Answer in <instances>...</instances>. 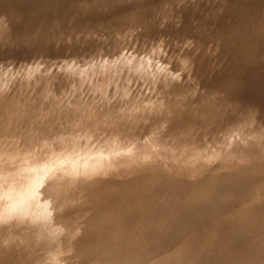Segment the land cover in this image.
<instances>
[{"label": "rangeland", "instance_id": "374dc122", "mask_svg": "<svg viewBox=\"0 0 264 264\" xmlns=\"http://www.w3.org/2000/svg\"><path fill=\"white\" fill-rule=\"evenodd\" d=\"M39 1H41L43 3V0H39ZM39 1L27 0V2L24 3L25 1H23V0H13V1L7 0V2H9V7L10 6L13 7V5H11V4H16V5H14L13 9L14 10L17 9V11L13 10L12 12H10V9L12 10V7L9 8V11L6 9H2L3 11L0 10L3 12V15H1L2 12L0 13V17L3 18V20L0 18V24H1L0 30L5 32V33L0 34V48H2V50L0 49L1 50L0 51V143H1L0 144V172L3 169L5 170L4 171L5 173L2 171L3 174H0L1 175L0 176L1 177L0 182H1V184H3L4 186L7 187L6 188L2 185V188L4 187L5 190L4 189L1 190L2 188L0 187V193H1V191H4L5 194L11 192L14 189V183L17 186V188L15 187L16 191L13 190L10 194L6 195V197L8 196V198L4 197L5 200L7 199L9 202L6 200L7 201V203H6V201L3 200L4 198L1 197L2 195L5 196V194L3 192H2L3 194L1 193V195H0V199L2 198L1 200L7 204V206H6L2 202V204L6 207H4L3 205L2 206L0 205L1 206L0 214L2 213L0 215V228H1L0 229L1 230L0 231V264H16V263L17 264H28V263L29 264H31V263L32 264L33 263L34 264H42V263L43 264L44 263L45 264H148L149 263L150 264V261H152V260L155 261V262L152 261L153 264H156V263L157 264L158 263L159 264H179V263L184 264L183 260H185L186 257H187L186 258L187 260L191 259V260H189L191 264L192 263L193 264H203V263L209 264L210 260H211L210 264H213L212 261L216 260L215 256H217V258L219 257V259L221 261V262L219 261V263H221V264L222 263L226 264V262H227V264H230V263L236 264L237 262H238L237 264H241V263L243 264L244 260H246L248 262L247 264H251V262H252V264H264V262H262L264 260V244H263V241H264V238H263L264 237V218H263L264 217V212H263L264 211V195H261L262 193L264 194V187H263V185H264L263 184L264 183V163H263L264 161L263 160L264 159H261L262 161L260 160V158L264 157V150H263L264 149L263 148L264 147V143H263L264 142V132H263L264 131V99H263L264 90H263V87L259 88L258 86L257 87L252 86L254 84V81H253L254 76L252 75L253 72H252V74H250L252 71V67L254 66L253 67L254 69L256 67H258L257 65H259L258 63L262 59L259 58V60H258L259 62L255 59L250 60L249 62L245 61L246 63L248 62V65H253V66L248 67V65H247V67H246V64L244 62V65L243 64L242 65L245 68H243V66H241V68L245 69V71L243 72V70H241V68H240V70L238 72H236L233 75V77L228 79V77H229L228 71L230 70V68H232V66H231L232 64H230L232 62L231 61L232 59H230V60L227 59V57L231 58V55H229L230 53H228L227 51H224V50L222 51L221 39H219L220 33H222L223 30H225L227 28L229 29L232 26V24L234 23V21H236V23H238L237 22L238 19L240 20V23H238V24L241 25V23H242V27H241L242 29H243V27H244V29H245V27H247V28L250 27L252 35L257 34L254 36L255 39L257 38L256 36L259 35L257 32L260 31V29H259L260 27L263 30V31L261 30V32L264 34V28H262V27H264L263 26L264 20L262 22V19H264V18L261 17V16L264 17V15H262V14H264L263 13L264 12V0H250V1L249 0H245V1L244 0H237V1L236 0H188V1L187 0H140V1L139 0H84V1L83 0H64V1L44 0L45 2L42 5H41V3H39ZM47 1H48V3L49 2L53 3V4L50 3L52 5L51 6L52 8L50 7V4H47ZM58 1L61 3L62 9H61L60 3H58ZM115 1H116V3H115ZM121 1H123V2H121ZM153 1H154V3H153ZM17 2H18V4H17ZM36 2L38 5L36 4ZM141 2H143V3L141 4ZM183 2L185 4L186 3L187 4L185 5ZM55 3L56 4L58 3V4L56 5ZM136 3H137V5H135ZM149 3L151 5H149ZM188 3H190V4H188ZM162 4L165 6H163ZM166 4H169V5H166ZM195 4H197V5H195ZM200 4H201V6H200ZM86 5H87V7H86ZM16 6H17V8H15ZM22 6H23V9H21ZM46 6H48V7H46ZM169 6H171V7H169ZM173 6H174V8H173ZM228 6H229V8H228ZM232 6H234V7H232ZM38 7H40L39 9H41V10H39ZM105 7H107V9ZM112 7H114V8H112ZM35 8H36V10H35ZM46 8H51L52 10L50 9V11L47 12L48 9L46 10ZM54 8H56V9H54ZM64 8H67V9H64ZM93 8H95V9H93ZM179 8L181 9V11ZM32 9H33V11H32ZM123 9H126L125 12ZM133 9H135V10H133ZM148 9H150L151 11ZM158 9H159V15L157 16L156 14H158V11H157ZM186 9L189 11H187ZM201 9H203L204 11H201ZM214 9H216V10H214ZM4 10L6 11V14H4V12H5ZM21 10L22 11L27 10L26 12L23 11L25 13L29 12V13H27V17H25L26 14L25 13L23 14L21 12ZM66 10H68L69 12ZM77 10H78V12H77ZM138 10H139V12H138ZM160 10H162V11H160ZM163 10H164V12H163ZM165 10H166V12H165ZM169 10H170V12L168 13L167 11H169ZM198 10H200V11H198ZM36 11L38 14L40 13V15H38L36 13ZM42 11H44V12H42ZM116 11H118V12H116ZM13 12H15V14L20 13V15L18 14L19 17L21 15H24V17L21 16L20 18H22V19L25 18L24 19L25 21L24 20L21 21L20 18H17L18 19L17 20L16 19L17 15L16 16L12 15V14H14ZM53 12H55L56 14ZM187 12H188V14H186ZM192 12L195 15L196 14L197 15L196 16L193 15ZM200 12H202V15ZM32 13L35 15V18H32V17H34V15ZM44 13H46V14H44ZM48 13H50V15H52V16H48L49 15ZM61 13H62V16H61ZM64 13H66V14H64ZM137 13L140 15H138ZM147 13H149L148 14L149 18H148V15H146ZM153 13H154V15H152ZM206 13H208V14H206ZM248 13L251 15H249ZM9 14L13 17L10 18ZM53 14H55V15L53 16ZM63 14L65 15L64 18H63ZM83 14H84V16H83ZM85 14H87V15L85 16ZM6 15H9V17ZM44 15H46V16L44 17ZM90 15H92V16L90 17ZM130 15H131V17H130ZM174 15H176V16H174ZM243 15H245V16H243ZM28 16H30L31 18L29 19ZM42 16H43V18H41ZM47 16H48V19L46 18ZM93 16H94V18H93ZM103 16H104V18H103ZM152 16H153V18H152ZM181 16L183 17V19ZM197 16H199V17H197ZM242 16L245 17L246 19L244 20L243 18L242 19L239 18ZM250 16L253 17V19L251 18L252 20H250V18H249ZM6 17H8V18H6ZM49 17H53V18H49ZM26 18L29 19V22ZM37 18H39L38 20L40 22H41V20L44 22L39 23V24H41V25H39L38 24L39 21L37 20ZM140 18L142 19V21ZM162 18H163V21H162ZM165 18H167V19H165ZM247 18H249V20L251 22H249L247 20ZM33 19H34V21L36 19L38 22L36 21L35 23H33ZM50 19H52V20H50ZM59 19L63 20V22ZM180 19H182V20H180ZM198 19H199V21H198ZM260 19H261V24L259 23V25H261V26L254 24L255 22L256 23L260 22ZM55 20H57V22ZM166 20H168V22ZM242 20H244V21L247 20L246 22H248V23H246L244 21L243 22L245 24H249V25L243 26L244 23L242 22ZM86 21H87V23H86ZM114 21H115V23H114ZM26 22H28V23H26ZM53 22H54V24L56 23L57 25L56 24L54 25ZM143 22L145 23L144 25H143ZM160 22H162V23L164 22V23L163 24L161 23V25H160ZM174 22L176 24H174ZM42 23H43V25H42ZM147 23H148V25H147ZM150 23L152 24L151 26H150ZM70 24H73L72 29H70V27H71V26H69ZM91 24L93 25V27ZM164 24H165V26H164ZM251 24H252V26H251ZM37 25H39L40 28ZM61 25H63L62 26L63 28L60 27ZM104 25H106V26H104ZM177 25L179 26V28L177 27ZM10 26H12V27H10ZM34 26H35V29H34ZM54 26L56 29L54 28ZM148 26H150V27H148ZM51 27H53L54 29ZM116 27H118V28H116ZM120 27H121V29H120ZM161 27H162V29H161ZM185 27L187 28V30ZM68 28H69V30H68ZM130 28H131V30H130ZM143 28H144V30H142ZM146 28H148V29H146ZM150 28H151V30H149ZM168 28H170V30ZM252 28H254L255 30L257 29L256 30L257 32L253 33L255 30ZM43 29L46 30V32ZM73 29H75V31ZM114 29H115V32H114ZM167 29H168V31H167ZM32 30H33V32L31 33ZM37 30H39V31H37ZM146 30H148V31H146ZM160 30H162V31H160ZM196 30H198L199 32ZM249 30L247 29V31L250 33ZM41 31H43V32H41ZM49 31L50 32L52 31V32L49 33ZM61 31H63V32H61ZM72 31H74L75 33ZM134 31H136V32H134ZM150 31H152V32H150ZM153 31H154V33H153ZM247 31H244V32L242 31V32L246 33ZM92 32H93V34H92ZM108 32H109V34H107ZM207 32L210 34H208ZM29 33H30V35H29ZM81 33L82 34L84 33V34L82 35ZM116 33H117V35H116ZM132 33H133V35H132ZM139 33L141 34V36ZM147 33H149V34H147ZM157 33H159V35H157ZM188 34H190V35L188 36ZM196 34H197V36H196ZM263 34H261V35H263ZM40 35L42 36V39H39V38H41ZM145 35L146 36L148 35V36L146 37ZM261 35H259V36H261ZM22 36L25 39L22 40V38H23ZM33 36L36 37V38H34L35 43H34V41L32 42L33 39H30V37L33 38ZM134 36L136 37L137 40L135 39ZM151 36H153V37H151ZM63 37H65V38H63ZM189 37L192 40L190 42L188 41V39L190 40ZM192 37L194 38V40ZM26 39L30 41V42L28 41L27 45H26V42H27ZM152 39H154L155 41ZM214 39L220 44H218ZM18 40L21 42V44H23V45L25 44V45L21 46ZM122 40H123V42H121ZM150 40H151V42H150ZM173 40H175V41H173ZM22 41L24 43H22ZM183 41H184V43H183ZM193 41L194 42L196 41V43L194 44ZM31 42H32V44H31ZM53 42H54V44H53ZM75 42H76V44H75ZM185 42H187V43L185 44ZM39 43H41V44H39ZM1 44H4V45L2 46ZM10 44H11V47L13 46L12 48L9 46ZM141 44H142L143 48L141 47ZM188 44H191V46ZM127 45H129V46H127ZM194 46H196L195 48L197 50L194 48ZM3 47L6 48V49L4 48L6 50L4 52H3ZM192 47L194 50L192 49ZM198 47L200 49H198ZM7 48H11V49H7ZM94 48H95V51H94ZM165 48H167V49H165ZM137 49H139V51ZM208 49L210 51H208ZM217 49H219V50H217ZM243 49L245 51H243ZM188 50H189V52H188ZM136 51H137V53H136ZM252 51H251V54L254 53ZM182 52H184V53L181 54ZM246 52L249 56L251 55V54H249L250 50H248L246 47L245 48L243 47L239 53L247 55V54H245ZM51 53H52V55H51ZM118 53H119V55H118ZM155 54H157V55H155ZM212 54H214V55L212 56ZM87 55H88V57H87ZM191 55H192V57H191ZM193 55L195 56V58H193ZM224 55H225V57H224ZM77 56H79V57H77ZM105 56H107V57H105ZM134 56L137 58L135 59ZM155 56H157V59H155L156 58ZM174 56H176V57H174ZM214 56H216V57H214ZM249 56H247V57H249ZM110 57H112L114 59H111ZM187 57H189V58H187ZM190 58L192 59V61L190 60ZM185 59L187 61L189 60V63L191 62L190 65L187 64V61ZM250 59H252V58L250 57ZM105 61H107L108 63L110 62L111 64L110 63L108 64ZM124 61H126V62H124ZM180 61L182 62V64ZM167 62L169 65L167 64ZM252 62H254V63H252ZM256 62H257V64H256ZM50 63H52V64L50 65ZM262 64L263 63L261 62V65ZM20 65H21V67H20ZM62 65H63V67H62ZM228 65L231 66L229 69H227ZM255 65H256V67H255ZM181 66H183V67H181ZM100 68H101V70H100ZM134 68H136V69H134ZM171 68H172V71H171ZM247 69L248 70L250 69L251 71L249 70L250 72H248ZM259 69H261V68H259ZM79 70H80V72H79ZM93 70H95L96 72L95 71L93 72ZM224 70H226V73H224ZM246 71H247V74H244V73H246ZM68 72H70V73H68ZM104 73H105V75H104ZM189 73H190V75H188ZM224 74L228 75V76H225ZM248 74H250V75H248ZM109 75H111V76H109ZM182 75H183V78H182ZM22 76H23V78H22ZM179 76H180V78H179ZM216 77H218V78H216ZM234 79H236L235 82L231 81ZM3 81H4V83H3ZM51 81H52V83H51ZM28 83H30V84H28ZM236 84H237V87H236ZM80 86H81V88H80ZM227 87H228V89H227ZM28 88H30V89H28ZM185 89H187V91ZM52 91H53V93H52ZM190 91H191L192 95L194 94L192 96V98H191V94H189L190 96L187 95L188 93H190ZM192 91H193V93H192ZM184 92H185V94H184ZM219 93H220V95H219ZM195 94H197V96ZM207 94H208V96H207ZM132 96H134V97H132ZM147 96H148V98H147ZM17 97H18V99H17ZM208 99H209V101H208ZM22 101L24 102V104ZM46 101H48V102H46ZM27 104H28V106H26ZM49 104L52 106H50ZM210 104H212V105H210ZM193 105H195V106H193ZM2 107H4V108H2ZM49 107H50V109H49ZM136 107H138V108H136ZM13 108H15V109H13ZM57 108L58 109L60 108L62 111L60 109L58 110ZM145 108H148V109H145ZM197 108H199V109H197ZM251 108H252V110H250ZM75 109H77V110H75ZM166 109L170 110V111H166ZM196 110H198V111H196ZM4 111H6V112H4ZM11 111H12V113H11ZM156 111H157V113H156ZM251 111H252V113H251ZM21 112H23V113H21ZM27 112H28V114H27ZM70 112H72V113L70 114ZM117 112H118V114H117ZM161 112H162V115H161ZM181 112H183V113H181ZM256 112H258V113L256 114ZM6 113H8V114H6ZM44 113L46 115L48 114L47 117ZM146 113H148L150 117L146 116V115H148ZM151 113H153L154 116L156 115L155 118H154L153 114H151ZM68 114H69V116H68ZM132 114H133V116H132ZM157 114H159V115H157ZM203 114H204V116H203ZM205 114H207V115L205 116ZM249 114H251V115H249ZM195 115H197L198 117ZM245 115H249V116H245ZM5 116H6V118H5ZM252 116L253 117L255 116L254 119L252 118ZM14 117H16V118H14ZM53 117H54V119H53ZM131 117L134 118V120ZM142 117L143 118L145 117V118L142 119ZM189 117H190V119L192 118L191 119L192 121L189 119ZM241 117H244V119L243 118L241 119ZM7 118L9 119V121ZM17 118H18V120H17ZM195 118L197 119V121ZM4 119H6L8 121V123ZM41 119H43V120H41ZM50 119H52V120H50ZM239 120H241V121H239ZM16 121H17V123L15 125ZM92 121H93V123H92ZM94 121H95V123H94ZM97 121H99V122H97ZM110 121H115V122L111 123ZM117 121H119V123ZM134 121H136L137 124L134 125V123H133ZM146 121H147V124H146ZM44 122H45V124H44ZM160 122L162 123V126H160V124H161ZM209 122H211V123H209ZM114 123H116V124H114ZM120 123L122 125H119ZM205 124L207 127L205 126ZM209 124H210V127H209ZM40 125H41V127H40ZM45 125H46V127H45ZM167 125H169V126H167ZM16 126H17V128H16ZM165 126H166V128H165ZM91 127H93V128H91ZM127 127H129V128H127ZM14 128H15V130H13ZM64 128L66 130H64ZM208 128H210V129L208 130ZM219 128H220V130H219ZM187 129H188V131H187ZM1 130H3V131H1ZM207 130H208V132H207ZM152 131H153V133H152ZM197 131H198V134L200 133V131L201 132L204 131L205 133L202 132L201 134L198 135ZM213 131L216 134H214ZM210 132H211V134H210ZM2 134H4V135H2ZM125 134H127V135H125ZM187 134H189V136ZM225 134H227V135H225ZM185 135H186V137H185ZM217 135H218V137H217ZM176 136H177V138H176ZM181 136L183 137V139ZM140 137H141V139H140ZM193 138L195 141H197V143L193 144V142H195L193 140ZM257 138H259V139H257ZM178 139H179V141H178ZM243 140L244 141L249 140L250 143L247 141V145L243 144V142H244ZM156 142H158V143H156ZM162 142H163V145H162ZM173 142H176V143L174 144ZM190 142H192V143L190 144ZM205 143H207V144H205ZM208 143H209V145H208ZM238 143H240V144H238ZM260 143H262V144H260ZM182 144H184L186 146H183ZM188 145H190V146H188ZM192 145H194V146H192ZM196 145H198V147ZM168 146H170V147H168ZM187 146H188V148H187ZM179 147H181V148H179ZM223 148H224V150H223ZM225 149H227V150H225ZM193 152H195V153H193ZM227 153H229V154L226 155ZM256 153L258 155L260 153V155L261 156L263 155V156L262 157L260 155L258 156ZM243 154H245L246 156L249 155L247 157L249 160H247L246 158H242L244 156ZM53 155H55V157ZM239 155L241 156L242 159H245L247 162L248 161L249 162L247 163L245 160L242 161L241 158H240L241 159L240 160L238 157ZM67 156H68V158H66ZM258 157H259V159H258ZM224 158H226V159H224ZM174 159H176V160H174ZM256 160H258L259 162ZM186 161L190 165L187 164ZM241 161H242V163H241ZM31 162H35L34 165L36 164L35 165L36 167L33 166L31 164ZM42 162H44V163L47 162L49 164L47 165L45 163L43 165ZM160 162L162 164H160ZM172 162H173V164H172ZM227 162H229V163H227ZM244 162H246V163L244 164ZM40 163H41V165H43L41 167L45 166V170H43L44 168H41L42 171H44V172L40 171L39 173L36 174V171L40 170V168H39ZM151 163L153 165L147 167L148 164L150 165ZM157 163H159L160 165ZM185 163H186V165H185ZM216 163H218V164H216ZM165 164H167V165H165ZM238 164H239V166H238ZM240 164L242 167L240 166ZM156 165H158V166H156ZM161 165H163V167ZM48 166H49V169L47 168V170H49L51 172H50V174H48V172H49L48 171L47 174L44 175V173L46 171V167H48ZM144 166H146L148 169H144L145 168ZM84 168H86V169H84ZM219 168L221 171L219 170ZM232 168H233V170H232ZM261 168L263 170H261ZM24 169H25V171H24ZM35 169H37V170H35ZM140 169H143V170H140ZM200 169H202V170H200ZM209 169H210V171H209ZM213 169H215V170L213 171ZM135 170H139V171H135ZM148 170L149 171L154 170V171L148 172ZM156 170H158L157 171L158 173L155 172ZM163 172H164V174H163ZM199 172H201V173H199ZM128 173H130V174H128ZM131 173H133V174H131ZM150 173H151V175H150ZM204 173H205V175H204ZM209 173H211V174H209ZM165 174H167V175L164 178ZM216 174H218V175H216ZM248 174L250 175V177L252 174L253 178L251 177L249 179ZM6 175H8V176H6ZM139 175H143V176H139ZM4 176H6V179L8 178L7 181H6ZM17 176L19 178H17ZM42 176H44V177H42ZM199 176H201V177H199ZM258 176H259V178H258ZM30 177H32V178L30 179ZM39 177L42 181L40 179H37ZM127 177H128V179H127ZM166 177H167V179H166ZM186 177H188V178H186ZM243 177L246 179H244ZM48 178L50 179V181ZM231 178H232V180H231ZM3 179H5V180H3ZM11 179H17L16 182L19 181V179L21 181H24L25 183L23 182V184H25V187H24V185H22L21 181L19 182L21 184H19L17 182L19 185L18 186L15 181L10 182ZM24 179H26V180H24ZM36 179L38 181H36ZM72 179H75V180L72 181ZM125 179H127L128 181H126ZM141 179H143V180H141ZM225 179H230L231 182L229 180L225 181ZM99 180H102V181H99ZM147 180L149 181V183ZM175 180H177V181H175ZM157 181H159V182H157ZM188 181L190 182L189 184L187 183ZM196 181H198V182H196ZM201 181H203V182H201ZM208 181H209V183L210 182L211 183L210 184L207 183ZM220 181H222V183ZM257 181H259V182H257ZM85 182H87V183L85 184ZM118 182H120V183H118ZM236 182L239 184L238 187H237ZM10 183H12L13 186H12V184L10 185ZM40 183H41V185H44V186L42 187L40 185ZM132 183H133V186H132ZM143 183H145V184H143ZM206 183H207V185H206ZM172 184H174L173 187L170 186ZM223 184L225 187L223 186ZM242 184H244V185H242ZM114 185H115V187H113ZM218 185H220V186H218ZM227 185H228V187H227ZM233 185H235V186L233 187ZM11 186H12V188H8ZM29 186H32V187H29ZM122 186H124L125 188ZM217 186H218V188H217ZM18 187L20 189V193L22 190H25L27 187H29L30 190H29V188H27L24 192L22 191L23 194L22 193L20 194ZM121 187H122V189H121ZM129 187H131V188H129ZM204 187L207 190H205ZM45 188H46V190H45ZM96 188H97V190H96ZM163 188H164V190H163ZM167 188L172 189V192L170 189H167ZM6 189H9V190L7 191ZM10 189H12V190L10 191ZM55 189H56V191H55ZM174 189L177 191L175 192ZM179 190L181 191V193ZM261 190H263V191H261ZM98 191H100V194L98 193ZM133 191H135V192H133ZM140 191L141 192L143 191L142 194L140 193ZM153 191L155 193L154 195H153ZM16 192L19 195L16 194ZM83 192H84V194H83ZM103 192H105V193H103ZM132 192H133V194H131ZM150 192L152 193V195ZM239 192H240V196H239ZM255 192H257V193L255 194ZM258 192H259V194H258ZM135 193L137 194V196ZM71 194H73L77 197L79 196V198H77L75 196L72 197L73 195H71ZM124 194H126L125 195L126 198L124 197ZM170 194L173 196H170ZM181 194H182V196H181ZM230 194L232 196H230ZM10 195H12V196L16 195L17 198L14 196H13L14 198H12V196H10ZM120 195H121V198H120ZM147 195H148V197H147ZM166 195L169 197L167 198ZM186 195H188V196L190 195V196L188 197ZM20 197L21 198L24 197L26 199L22 200ZM28 197L31 199H29ZM85 197H87V198H85ZM208 197H210V198L208 199ZM15 198H16V200H18L20 198L21 201H24L26 203L22 202V204H21L20 199L18 202V201H15ZM160 198L162 201L160 200ZM220 198L222 199V201ZM106 199L107 200L109 199V200L106 201ZM122 199L125 202H123ZM131 199H135V200H131ZM182 200H184L188 203H186L184 201L181 202ZM100 201H102V202H100ZM121 201L124 204L125 203L127 204L129 202L130 204L128 203L127 206L132 205L131 206L132 208L130 206H128V207L125 206L124 204H122ZM169 201H170V203H169ZM115 202H116V204H115ZM140 202H142V204ZM158 202H160V203H158ZM164 202H165V204H164ZM177 202H178V204H177ZM190 202L193 204H191ZM236 202L238 204H236ZM239 202L241 204H239ZM120 203H121V205H120ZM134 203H135V205H133ZM184 203L188 204V206L184 205ZM0 204H1V202H0ZM114 204H115V206H114L115 209L113 207ZM161 204H163V205H161ZM175 204H177V205H175ZM211 204H212V206H211ZM75 205H77V206H75ZM108 205L111 207H106ZM122 205H124V206L122 207ZM224 205H225V207H224ZM153 206L156 207L157 210ZM178 206H180V207L176 208ZM183 206H184V208H183ZM238 206L240 207V209L242 208L241 211H240ZM117 207L120 211L117 210ZM125 207H127L128 209H126ZM149 207H151V209ZM222 207H224V208H222ZM122 208H125V210ZM147 208H149L151 211L149 209H148V211H146V210L144 211V209H147ZM168 208H169V210H171L170 212H169ZM132 209H135V210H132ZM223 209H225V210H223ZM262 209H263V211L261 212ZM116 210L119 213H116ZM121 210H123L122 212L129 210V212L128 211L127 212L130 213L131 215H128V213H126V214L123 213V215L124 214L126 215V216L124 215L125 217H123V216H121L122 215ZM140 210H142V211H140ZM158 210H160V211H158ZM172 210L174 213L172 212ZM194 210H196V211L194 212ZM215 210H216V212H215ZM109 211H111V212H109ZM135 211L138 213H135V215H134ZM246 211H248L249 213ZM113 212H115V213L113 214ZM132 212H133V214H132ZM218 212H220V214ZM172 213L174 214V217H173ZM178 213H180V215H178ZM212 213H214V215ZM245 213L246 214L248 213V215H246ZM5 214H6V216H5ZM115 214H117V215L115 216ZM119 214H121V215L119 216ZM141 214H142V216H141ZM11 215L13 216V218ZM127 215L129 218H127ZM198 215H199V217H198ZM207 215H208V217H207ZM243 215H245V216H243ZM70 216H71V218H70ZM168 216H169V218H168ZM204 216H206V217H204ZM234 216H235V218H234ZM246 216H248V217H246ZM154 217L156 219H154ZM236 217H238V218L241 217L242 223H241V221H238L239 223L236 222L238 220V218H236ZM244 217L246 218V222H249L247 225L252 224L251 227L246 225V222L244 221L245 220ZM257 217H259V218H257ZM138 218H140V219H138ZM158 218H160V220H158ZM242 218H244V219H242ZM11 219H13L14 222ZM124 219H126V220H124ZM130 219L132 221H130ZM145 219H146V221H145ZM122 220H123V222H122ZM139 220H141V221H139ZM173 220H175V221H173ZM194 220L195 221L197 220V221L194 222ZM209 220H211V221H209ZM88 221H89V223H88ZM118 221H120V223ZM135 221H136V223H135ZM163 221L165 222V224ZM179 221H180L181 225L179 224ZM222 221L224 222V224ZM92 222L95 224H93ZM143 222L146 225H144ZM155 223H157L156 226H158V227L155 226ZM215 223H217V224H215ZM236 223L241 224V225L238 226ZM243 223L247 227V228L245 227V229H247V231L249 230L248 232L244 229ZM255 224H257V225H255ZM28 225H29V227H28ZM235 225L238 227L243 226L242 228L244 229L245 232L243 231V229L241 227L240 228H241L242 232H240V228L235 227ZM123 226H126L127 229L125 227L123 228ZM129 226L131 227V230L129 229ZM149 226L151 228V229H149L150 231H148ZM166 226H167V228H166ZM55 227H57V228H55ZM101 227H103V228H101ZM112 227H114V228H112ZM156 228L157 229L159 228V229L157 230ZM164 228L167 231L163 230ZM184 228H185V230H184ZM212 228H214V229H212ZM229 228H232V229L229 230ZM234 228H236V229H234ZM256 228L257 229L259 228L258 231ZM103 229H107L108 231L103 230ZM124 229H126V230L124 231ZM137 229H138V231H137ZM141 229H143V230L145 229V230L143 231ZM195 229H196V231H195ZM237 229H239V230L237 231ZM232 230H233V234L230 233V232H232ZM20 231H21V233H20ZM91 231H93V232L90 234ZM105 231H107L109 235ZM110 231H111V233H110ZM117 231H118V233H120V232L121 233L118 234ZM127 231H129V232H127ZM152 231H154V232H152ZM207 231H208V233H207ZM222 231H223V233H222ZM234 231L237 234L236 236L234 235L235 234ZM250 231H252V232L250 233ZM100 232H102V235ZM227 232H229V233H227ZM257 232H259V233L257 234ZM151 233H152V235H151ZM238 233L242 235L241 239L237 238ZM254 233H256L257 236H254V235H256ZM105 234H107L108 236ZM147 234H149L150 236ZM162 234H164V235H162ZM183 234H185V235H183ZM217 234L220 237L217 236ZM251 234L254 238L251 236ZM103 235H104V237L107 236L108 238L107 237L104 238ZM137 235H138V238H137ZM153 235H154V237H153ZM165 235H167V236H165ZM181 235H182V237H181ZM241 235H239V237ZM244 235H246V236H244ZM77 236H79V237H77ZM117 236H119V237H117ZM184 236H186V238H184ZM232 236H233V238H232ZM75 237H76V239H75ZM228 237H229V239L232 238V240H236V241H232V242L236 243L235 244L236 246L234 245V243L233 244L231 243L229 245V243L227 241H229V242H231V241L228 239ZM78 238H80V240ZM134 238H136V239H134ZM149 238H150V240L148 243ZM152 238H153V240H151ZM164 238H166V239H164ZM195 238L198 240H196ZM206 238H209V239H206ZM235 238H237L239 240H237ZM256 238H258V239H256ZM112 239H114V240H112ZM261 239H263V240L258 241ZM92 240L95 242H93ZM223 240H225L227 243H225V241L223 242ZM177 241L179 243H177ZM185 241H187V242H185ZM248 241L252 242V243H250L251 246H249ZM9 242H11V243H9ZM85 242H87V243H85ZM160 242H161V244H160ZM240 242L243 245L238 244ZM4 243H6V244H4ZM189 243H191V244H189ZM7 244H9V245H7ZM114 245H116V246H114ZM206 245H208V247ZM210 245L213 248L212 247L209 248ZM226 245L228 247H226ZM233 245H234V247H233ZM244 245H245V248H244ZM252 245H255V246H252ZM143 246L146 248H144ZM188 246H190V247H188ZM242 246H243V249L241 248ZM173 247L176 249H174ZM195 247L197 249H195ZM199 247L202 249H200ZM203 247L207 248V249H203ZM216 247H217V249H215ZM231 247H232V249H231ZM246 247L248 250L251 249L250 251L255 250L254 256L255 255L256 256L254 257V259H251V260H249L250 258L246 259L245 254H244ZM252 247L254 249H252ZM255 247L257 250L259 248V250L261 252L259 250L258 251L260 253L263 252L262 253L263 255L260 254L258 251H256ZM227 248H228V250H227ZM238 248H240V249H238ZM144 249H146L148 251H145ZM171 249L174 251H172ZM220 249H222L223 252H221ZM3 250H5V252ZM198 250H200V251L198 252ZM201 250H203V251H201ZM225 250H226L227 255L225 254ZM19 251H21V252H19ZM191 251H192V253H191ZM206 251H207V253H206ZM214 251L216 252V254ZM227 251L229 253H227ZM231 251L233 252V254ZM236 251L237 252L239 251L240 254L238 253V255H237ZM219 252H221V253L218 254ZM40 253H42V254H40ZM171 253H174V254H171ZM198 253H200V254H198ZM201 253H204V254H201ZM18 254H20V255H18ZM21 254H23V255H21ZM234 254H236L237 257ZM152 255H153V257H152ZM193 255L197 256L199 260H197V258H195L194 259L195 261H194ZM201 255H202V257H201ZM141 256H143V257H141ZM154 256H156L158 258H156V257L154 258ZM183 256L184 257L186 256V257L184 258ZM212 256H213V259H212ZM257 256H259V257H257ZM175 257L177 258V261H176ZM39 258H40L41 262H39L40 261ZM148 258H150V259H148ZM159 258H160V260H159ZM167 258L169 260H167ZM200 258H201V260H200ZM236 258H238L239 260L241 258L242 259L240 261H238ZM24 259H25V262H24ZM180 259H182L183 262H180L179 261ZM202 259H203V261H202ZM226 259H228V260L226 261ZM233 259H235L237 262L235 261V263H234ZM156 260H157V262H156ZM161 260H163V261H161ZM187 260H185V261H187ZM223 260H225L226 262ZM231 260H232V262L228 263ZM257 260H261V261H257ZM189 261L185 262V263L190 264ZM198 261H200L201 263ZM246 261H244V264H246ZM6 262H8V263H6ZM176 262H178V263H176Z\"/></svg>", "mask_w": 264, "mask_h": 264}, {"label": "bare ground", "instance_id": "6f19581e", "mask_svg": "<svg viewBox=\"0 0 264 264\" xmlns=\"http://www.w3.org/2000/svg\"><path fill=\"white\" fill-rule=\"evenodd\" d=\"M12 1H13V0H12ZM23 1H25L24 3L27 2V0H23ZM37 1H39V0H37ZM53 1H54V0H53ZM53 1H52V2H53ZM56 1H57V0H56ZM60 1H64V0H60ZM83 1H84V0H83ZM139 1H140V0H139ZM187 1H188V0H187ZM236 1H237V0H236ZM244 1H245V0H244ZM249 1H250V0H249ZM28 2H29V1H28ZM44 2H45L44 0H43V3H42L41 1H39V3H41V5L44 4ZM74 2H75V1H74ZM121 2H123V1H121ZM134 2H135V1H134ZM159 2H160V1H159ZM164 2H165V1H164ZM170 2H171V1H170ZM173 2H174V1H173ZM185 2H186V1H185ZM200 2H201V1H200ZM210 2H211V1H210ZM254 2H255V1H254ZM254 2H253V3H254ZM14 3H15V2H14ZM24 3H23V4H24ZM29 3H30V2H29ZM50 3H51V2L48 3V1H47V4H50ZM58 3H60V2L58 1ZM58 3H57V4H58ZM115 3H116V1H115ZM142 3H143V2H141V4H142ZM153 3H154V1H153ZM171 3H172V2H171ZM183 3H184V2H183ZM198 3H199V2H198ZM215 3H216V2H215ZM243 3H244V2H243ZM17 4H18V2H17ZM27 4H28V3H27ZM36 4H37V2H36ZM47 4H46V5H47ZM51 4H53V3H51ZM51 4H50V7L52 6ZM55 4H56V3H55ZM57 4H56V5H57ZM91 4H92V3H91ZM117 4H118V3H117ZM119 4H120V3H119ZM141 4H140V5H141ZM174 4H175V3H174ZM181 4H182V3H181ZM184 4H185V3H184ZM184 4H183V5H184ZM186 4H187V3H186ZM186 4H185V5H186ZM188 4H190V3H188ZM11 5H13V7H14V5H16V4H11ZM37 5H38V4H37ZM39 5H40V4H39ZM56 5H55V6H56ZM72 5H73V4H72ZM75 5H76V4H75ZM120 5H121V4H120ZM135 5H137V3H136ZM138 5H139V4H138ZM149 5H151V4L149 3ZM162 5H163V4H162ZM166 5H169V4H166ZM175 5H176V4H175ZM185 5H184V6H185ZM195 5H197V4H195ZM205 5H206V4H205ZM214 5H215V4H214ZM17 6H18V5H17ZM17 6H16L15 8H17ZM19 6H20V5H19ZM24 6H25V5H24ZM43 6H44V5H43ZM53 6H54V5H53ZM61 6H62V5H61V3H60V7H61ZM116 6H117V5H116ZM145 6H146V5H145ZM163 6H165V5H163ZM171 6H172V5H171ZM171 6H169V7H171ZM187 6H188V5H187ZM200 6H201V4H200ZM208 6H209V5H208ZM215 6H216V5H215ZM229 6H230V5H229ZM229 6H228V8H229ZM252 6H253V5H252ZM10 7H12V6H10ZM10 7H9V2H7V0H0V10H2V9H6V10L9 11V8H10ZM13 7H12V10L10 9V12H12V11L14 10ZM46 7H48V6H46ZM56 7H57V6H56ZM60 7H59V8H60ZM86 7H87V5H86ZM118 7H119V6H118ZM150 7H151V6H150ZM195 7H196V6H195ZM226 7H227V6H226ZM232 7H234V6H232ZM18 8H19V7H18ZM39 8H40V7H38V9H39ZM51 8H52V7H51ZM51 8H46V10L48 9L47 12H49ZM97 8H98V7H97ZM105 8L107 9V7H105ZM112 8H114V7H112ZM139 8H140V7H139ZM173 8H174V6H173ZM173 8H172V9H173ZM197 8H198V7H197ZM19 9H20V8H19ZM21 9H23V6H22ZM33 9H34V8H33ZM33 9H32V11H33ZM54 9H56V8H54ZM61 9H62V7H61ZM64 9H67V8H64ZM93 9H95V8H93ZM128 9H129V8H128ZM162 9H163V8H162ZM179 9H180V8H179ZM224 9H225V8H224ZM30 10H31V9H30ZM35 10H36V8H35ZM39 10H41V9H39ZM51 10H52V9H51ZM58 10H59V9H58ZM108 10H109V9H108ZM123 10H124V12H125L126 9H123ZM133 10H135V9H133ZM146 10H147V9H146ZM148 10H150V9H148ZM152 10H153V9H152ZM183 10H184V9H183ZM186 10H187V9H186ZM212 10H213V9H212ZM214 10H216V9H214ZM229 10H230V9H229ZM2 11H3V10H2ZM2 11H0V13H1ZM4 11H5V10H4ZM14 11H17V9L14 10ZM23 11H25V10H23ZM23 11L21 10V12L24 14L27 10H26L25 12H23ZM37 11H38V10H37ZM37 11H36V13H37ZM55 11H56V10H55ZM61 11H62V10H61ZM66 11H68V10H66ZM80 11H81V10H80ZM102 11H103V10H102ZM150 11H151V10H150ZM157 11H158V14H156V15L158 16V15H159V9H158ZM160 11H162V10H160ZM180 11H181V9H180ZM187 11H189V10H187ZM198 11H200V10H198ZM201 11H204V10L201 9ZM18 12H19V11H18ZM30 12H31V11H30ZM34 12H35V11H34ZM40 12H41V11H40ZM42 12H44V11H42ZM68 12H69V11H68ZM77 12H78V10H77ZM90 12H91V11H90ZM111 12H112V11H111ZM116 12H118V11H116ZM122 12H123V11H122ZM138 12H139V10H138ZM163 12H164V10H163ZM165 12H166V10H165ZM167 12L169 13L170 10L167 11ZM208 12H209V11H208ZM13 13H14V14H12V13H11V14H12V15H15V16L17 15L16 19H17V18H20L21 16L24 17V15H21V16L19 17L20 13H18L19 15H18L17 13L15 14V12H13ZM27 13H29V12H27ZM27 13H25V14H26L25 17H27ZM53 13H55V12H53ZM62 13H63V12H62ZM62 13H61V16H62ZM66 13H67V12H66ZM66 13H64V14H66ZM113 13H114V12H113ZM132 13H133V12H132ZM161 13H162V12H161ZM184 13H185V12H184ZM200 13H201V15H202V12H200ZM213 13H214V12H213ZM263 13H264V12H263ZM4 14H6V11L4 12ZM32 14H33V13H32ZM37 14H38V13H37ZM41 14H42V13H41ZM44 14H46V13H44ZM48 14H49L48 16H52V15H50V13H48ZM55 14H56V13H55ZM55 14H53V16H54ZM64 14H63V18H64V16H65ZM81 14H82V13H81ZM90 14H91V13H90ZM114 14H115V13H114ZM128 14H129V13H128ZM137 14H138V13H137ZM141 14H142V13H141ZM148 14H149V13H147L146 15H148ZM171 14H172V13H171ZM186 14H188V12H187ZM189 14H190V13H189ZM192 14L195 15L193 12H192ZM206 14H208V13H206ZM227 14H228V13H227ZM240 14H241V13H240ZM248 14H249V13H248ZM1 15H3V12H2ZM9 15H10V14H9ZM9 15H6V16L9 17ZM33 15H34V14H33ZM38 15H40V13H39ZM86 15H87V14H85V16H86ZM110 15H111V14H110ZM138 15H140V14H138ZM152 15H154V13H153ZM162 15H163V14H162ZM162 15H161V16H162ZM164 15H165V14H164ZM177 15H178V14H177ZM181 15H182V14H181ZM196 15H197V14H196ZM196 15H195V16H196ZM201 15H200V16H201ZM216 15H217V14H216ZM249 15H251V14H249ZM262 15H264V14H262ZM45 16H46V15H44V17H45ZM48 16L46 17L47 19H48ZM67 16H68V15H67ZM83 16H84V14H83ZM91 16H92V15H90V17H91ZM95 16H96V15H95ZM111 16H112V15H111ZM126 16H127V15H126ZM174 16H176V15H174ZM191 16H192V15H191ZM203 16H204V15H203ZM243 16H245V15H243ZM243 16H242V17H239V18H241V19L243 18V19L245 20L246 18L243 17ZM253 16H254V15H253ZM8 17H6V18H8ZM11 17H13V16L10 15V18H11ZM58 17H59V16H58ZM100 17H101V16H100ZM105 17H106V16H105ZM130 17H131V15H130ZM138 17H139V16H138ZM140 17H141V16H140ZM163 17H164V16H163ZM167 17H168V16H167ZM181 17H182V16H181ZM197 17H199V16H197ZM247 17H248V16H247ZM261 17L264 18L263 16H261ZM0 18H1V17H0ZM4 18H5V17H4ZM14 18H15V17H14ZM28 18L30 19L31 17L28 16ZM28 18H26V19H27L28 22H29V19H28ZM32 18H35V15H34V17H32ZM39 18H40V17H39ZM39 18H37V20H38ZM41 18H43V16H42ZM49 18H53V17H49ZM63 18H62V19H63ZM75 18H76V17H75ZM77 18H78V17H77ZM93 18H94V16H93ZM101 18H102V17H101ZM103 18H104V16H103ZM106 18H107V17H106ZM106 18H105V19H106ZM142 18H143V17H142ZM148 18H149V15H148ZM152 18H153V16H152ZM192 18H193V17H192ZM249 18H250V20L253 19V17H251V16H250ZM249 18H247V20H248L249 22H251V21L249 20ZM251 18H252V19H251ZM254 18H255V17H254ZM262 18H261V19H262ZM1 19L3 20V18H1ZM20 19H21V21H23L25 18H24V19L20 18ZM44 19H45V18H44ZM88 19H89V18H88ZM108 19H109V18H108ZM112 19H113V18H112ZM116 19H117V18H116ZM122 19H123V18H122ZM128 19H129V18H128ZM133 19H134V18H133ZM138 19H139V18H138ZM140 19H141V18H140ZM143 19H144V18H143ZM160 19H161V18H160ZM165 19H167V18H165ZM172 19H173V18H172ZM182 19H183V17H182ZM182 19H180V20H182ZM187 19H188V18H187ZM237 19H238V18H237ZM261 19H260V22H257L258 24L254 21V22H255L254 24H256V25H259V23L261 24ZM4 20H5V19H4ZM17 20H18V19H17ZM37 20L35 19V21H34V19H33V23H35ZM50 20H52V19H50ZM59 20H61V19H59ZM59 20H58V21H59ZM83 20H84V19H83ZM99 20H100V19H99ZM101 20H102V19H101ZM168 20H169V19H168ZM168 20H166V21L168 22ZM193 20H194V19H193ZM208 20H209V19H208ZM244 20H242V22H243ZM247 20H246V21H247ZM263 20H264V19H262V22H263ZM12 21H13V20H12ZM21 21H20V22H21ZM24 21H25V20H24ZM38 21H39V20H38ZM38 21H37V22H38ZM55 21L57 22V20H55ZM61 21L63 22V20H61ZM80 21H81V20H80ZM88 21H89V20H88ZM108 21H109V20H108ZM141 21H142V19H141ZM145 21H146V20H145ZM162 21H163V18H162ZM164 21H165V20H164ZM173 21H174V20H173ZM178 21H179V20H178ZM190 21H191V20H190ZM195 21H196V20H195ZM198 21H199V19H198ZM209 21H210V20H209ZM211 21H212V20H211ZM246 21H244V22H246ZM258 21H259V20H258ZM5 22H6V21H5ZM5 22H4V23H5ZM8 22H9V21H8ZM28 22H26V23H28ZM41 22H44V21L41 20ZM41 22L39 21L38 24L41 23ZM59 22H60V21H59ZM59 22H58V23H59ZM89 22H90V21H89ZM91 22H92V21H91ZM110 22H111V21H110ZM146 22H147V21H146ZM153 22H154V21H153ZM182 22H183V21H182ZM193 22H194V21H193ZM237 22L240 23V20L238 19ZM244 22H243V23H244ZM1 23H2V22H1ZM10 23H11V22H10ZM21 23H22V22H21ZM86 23H87V21H86ZM103 23H104V22H103ZM114 23H115V21H114ZM119 23H120V22H119ZM129 23H130V22H129ZM161 23H162V22H160V25H161ZM163 23H164V22H163ZM163 23H162V24H163ZM165 23H166V22H165ZM199 23H200V22H199ZM228 23H229V22H228ZM238 23H236V21H234V23L232 24V26H231L229 29L227 28V29L223 30V32L220 33V36H219V39H221V49H222V51L224 50V51H227L228 53H230L229 55H231V58L227 57L228 55H227L226 57H227V59H229V60L232 59V60H231L232 62L230 61V62H231L230 64H232V65H231L232 68H230L231 66H229V65L227 66V67H228L227 69L230 68V70L228 71L229 74L227 73V74L229 75L228 79H230L231 77H233V75H234L236 72H238V71L240 70L241 66L244 65V62H245V61H248V62H249L250 60H254V59L258 61L259 58H260V59H262L263 61H262V60H260V62L258 61V62H259V63H258L259 65H257L258 67H256V65H255V67H256L255 69L253 68V67H254L253 65H248V62H247V63L245 62V64H246V67H247V65H248V67H249V66H250V67L253 66V67H252V71L249 69V70L251 71L250 74H252V72H253L252 75L254 76V79H253L254 84H253L252 86H253V87H257V86H258L259 88L263 87V90H264V34L261 32V30H262L261 27L259 28V29H260V31H259L260 33H259V32L256 31L258 28L255 26L257 29L255 30L254 28H252V29L255 30L253 33H256V32H257L259 35L263 34V35H261V36H259V35L256 36L257 38L255 39L254 36L257 35V34L252 35V32H251V28H250V27H249V28L245 27V29H246V28H247L248 30L250 29V30H249L250 33H249V32L247 31V29H246V30L244 29V27H243L244 30L241 28V27H242V23H241V25L238 24ZM246 23H248V22H246ZM12 24H13V23H12ZM53 24H54V22H53ZM53 24H52V25H53ZM55 24H56V23H55ZM55 24H54V25H55ZM76 24H77V23H76ZM98 24H99V23H98ZM107 24H108V23H107ZM109 24H110V23H109ZM137 24H138V23H137ZM144 24H145V23L143 22V25H144ZM158 24H159V23H158ZM170 24H171V23H170ZM174 24H176V23L174 22ZM180 24H181V23H180ZM180 24H179V25H180ZM194 24H195V23H194ZM252 24H253V23H252ZM252 24H251V26H252ZM263 24H264V23H263ZM263 24H262V25H263ZM0 25H1V24H0ZM6 25H7V24H6ZM10 25H11V24H10ZM22 25H23V24H22ZM28 25H29V24H28ZM39 25H41V24H39ZM39 25H37V26L39 27ZM42 25H43V23H42ZM47 25H48V24H47ZM52 25H51V26H52ZM56 25H57V24H56ZM72 25H73V24H70V25H69V26H71L70 29L73 28ZM91 25H92V24H91ZM94 25H95V24H94ZM99 25H100V24H99ZM110 25H111V24H110ZM127 25H128V24H127ZM147 25H148V23H147ZM151 25H152V24L150 23V26H151ZM190 25H191V24H190ZM217 25H218V24H217ZM228 25H229V24H228ZM244 25H247V26H248L249 24H245V23H244L243 26H244ZM49 26H50V25H49ZM62 26H63V25H61L60 27H62ZM69 26H68V27H69ZM89 26H90V25H89ZM104 26H106V25H104ZM113 26H114V25H113ZM150 26H148V27H150ZM164 26H165V24H164ZM175 26H176V25H175ZM175 26H174V27H175ZM180 26H181V25H180ZM191 26H192V25H191ZM259 26H261V25H259ZM259 26H258V27H259ZM263 26H264V25H263ZM10 27H12V26H10ZM60 27H59V28H60ZM87 27H88V26H87ZM92 27H93V25H92ZM92 27H91V28H92ZM94 27H95V26H94ZM118 27H119V26H118ZM118 27H116V28H118ZM177 27L179 28L178 25H177ZM186 27H187V26H186ZM186 27H185V28H186ZM195 27H196V26H195ZM203 27H204V26H203ZM29 28H30V27H29ZM31 28H32V27H31ZM39 28H40V27H39ZM42 28H43V27H42ZM42 28H41V29H42ZM47 28H48V27H47ZM47 28H46V29H47ZM51 28H53V27H51ZM54 28H55V26H54ZM54 28H53V29H54ZM59 28H58V29H59ZM62 28H63V27H62ZM116 28H115V29H116ZM138 28H139V27H138ZM140 28H141V27H140ZM153 28H154V27H153ZM180 28H181V27H180ZM205 28H206V27H205ZM213 28H214V27H213ZM262 28H264V27H262ZM0 29H1V28H0ZM34 29H35V26H34ZM34 29H33V30H34ZM37 29H38V28H37ZM41 29H40V30H41ZM55 29H56V28H55ZM77 29H78V28H77ZM77 29H76V30H77ZM86 29H87V28H86ZM92 29H93V28H92ZM115 29H114V32H115ZM120 29H121V27H120ZM125 29H126V28H125ZM146 29H148V28H146ZM161 29H162V27H161ZM168 29L170 30V28H168ZM168 29H167V31H168ZM188 29H189V28H188ZM190 29H191V28H190ZM2 30H3V29H2ZM33 30L31 31V33L33 32ZM43 30H44V29H43ZM68 30H69V28H68ZM73 30L75 31V29H73ZM96 30H97V29H96ZM117 30H118V29H117ZM122 30H123V29H122ZM130 30H131V28H130ZM142 30H144V28H143ZM149 30H151V28H150ZM184 30H185V29H184ZM186 30H187V28H186ZM186 30H185V31H186ZM205 30H206V29H205ZM212 30H213V29H212ZM37 31H39V30H37ZM44 31L46 32V30H44ZM53 31H54V30H53ZM74 31H72V32H74ZM107 31H108V30H107ZM120 31H121V30H120ZM137 31H138V30H137ZM146 31H148V30H146ZM160 31H162V30H160ZM196 31H198V30H196ZM242 31H243V32H244V31H247V32H246V33H243ZM262 31H263V30H262ZM29 32H30V31H29ZM35 32H36V31H35ZM41 32H43V31H41ZM47 32H48V31H47ZM51 32H52V31H51ZM51 32L49 31V33H51ZM61 32H63V31H61ZM70 32H71V31H70ZM76 32H77V31H76ZM121 32H122V31H121ZM124 32H125V31H124ZM124 32H123V33H124ZM131 32H132V31H131ZM134 32H136V31H134ZM150 32H152V31H150ZM192 32H193V31H192ZM198 32H199V31H198ZM218 32H219V31H218ZM1 33H5V32L0 30V34H1ZM49 33H48V34H49ZM74 33H75V32H74ZM128 33H129V32H128ZM144 33H145V32H144ZM153 33H154V31H153ZM185 33H186V32H185ZM207 33H208V32H207ZM36 34H37V33H36ZM45 34H46V33H45ZM48 34H47V35H48ZM81 34H82V33H81ZM83 34H84V33H83ZM83 34H82V35H83ZM92 34H93V32H92ZM107 34H109V32H108ZM119 34H120V33H119ZM139 34H140V33H139ZM147 34H149V33H147ZM197 34H198V33H197ZM197 34H196V36H197ZM208 34H210V33H208ZM29 35H30V33H29ZM31 35H32V34H31ZM47 35H46V36H47ZM110 35H111V34H110ZM116 35H117V33H116ZM129 35H130V34H129ZM132 35H133V33H132ZM157 35H159V33H157ZM174 35H175V34H174ZM182 35H183V34H182ZM189 35H190V34H188V36H189ZM35 36H36V35H35ZM35 36H33V38L30 37V39H33L32 42L34 41V38H36ZM40 36H41V35H40ZM43 36H44V35H43ZM126 36H127V35H126ZM140 36H141V34H140ZM145 36H146V35H145ZM147 36H148V35H147ZM147 36H146V37H147ZM161 36H162V35H161ZM185 36H186V35H185ZM204 36H205V35H204ZM207 36H208V35H207ZM22 37H23V36H22ZM22 37H21V38H22ZM26 37H27V36H26ZM44 37H45V36H44ZM74 37H75V36H74ZM128 37H129V36H128ZM134 37H135V36H134ZM137 37H138V36H137ZM142 37H143V36H142ZM151 37H153V36H151ZM151 37H150V38H151ZM159 37H160V36H159ZM28 38H29V37H28ZM37 38H38V37H37ZM63 38H65V37H63ZM63 38H62V39H63ZM68 38H69V37H68ZM111 38H112V37H111ZM123 38H124V37H123ZM123 38H122V39H123ZM148 38H149V37H148ZM157 38H158V37H157ZM182 38H183V37H182ZM189 38H190V37H189ZM192 38H193V37H192ZM23 39H25V38L23 37L22 40H23ZM39 39H42V36H41V38H39ZM89 39H90V38H89ZM135 39H136V37H135ZM143 39H144V38H143ZM161 39H162V38H161ZM15 40H16V39H15ZM26 40H27V39H26ZM58 40H59V39H58ZM63 40H64V39H63ZM108 40H109V39H108ZM136 40H137V39H136ZM136 40H135V41H136ZM146 40H147V39H146ZM152 40H154V39H152ZM157 40H158V39H157ZM193 40H194V38H193ZM204 40H205V39H204ZM214 40H215V39H214ZM18 41H19V40H18ZM28 41H29V40H27V42L25 41V42H26V45L28 44ZM154 41H155V40H154ZM159 41H160V40H159ZM173 41H175V40H173ZM181 41H182V40H181ZM184 41H185V40H184ZM184 41H183V43H184ZM188 41H189V42L192 41L191 38H190V40L188 39ZM188 41H187V42H188ZM215 41H216V40H215ZM6 42H7V41H6ZM13 42H14V41H13ZM13 42H12V43H13ZM29 42H30V41H29ZM32 42H31V44H32ZM37 42H38V41H37ZM121 42H123V40H122ZM130 42H131V41H130ZM150 42H151V40H150ZM164 42H165V41H164ZM177 42H178V41H177ZM187 42H185V44H186ZM193 42H194V41H193ZM193 42H192V43H193ZM216 42H217V41H216ZM12 43H11V44H12ZM19 43H20L21 46H24V45H25V44H24V45L21 44L20 41H19ZM22 43H24V42L22 41ZM34 43H35V41H34ZM50 43H51V42H50ZM55 43H56V42H55ZM71 43H72V42H71ZM110 43H111V42H110ZM132 43H133V42H132ZM157 43H158V42H157ZM195 43H196V41L194 42V44H195ZM217 43H218V42H217ZM11 44L9 45L10 47H11ZM39 44H41V43H39ZM46 44H47V43H46ZM53 44H54V42H53ZM62 44H63V43H62ZM75 44H76V42H75ZM83 44H84V43H83ZM117 44H118V43H117ZM143 44H144V43H143ZM146 44H147V43H146ZM151 44H152V43H151ZM153 44H154V43H153ZM159 44H160V43H159ZM159 44H158V45H159ZM165 44H166V43H165ZM181 44H182V43H181ZM218 44H220V43H218ZM1 45L3 46L4 44H1ZM18 45H19V44H18ZM66 45H67V44H66ZM72 45H73V44H72ZM85 45H86V44H85ZM108 45H109V44H108ZM112 45H113V44H112ZM115 45H116V44H115ZM118 45H119V44H118ZM188 45L191 46V44H188ZM210 45H211V44H210ZM2 46H1V47H2ZM5 46H6V45H5ZM32 46H33V45H32ZM61 46H62V45H61ZM87 46H88V45H87ZM127 46H129V45H127ZM132 46H133V45H132ZM139 46H140V45H139ZM155 46H156V45H155ZM169 46H170V45H169ZM217 46H218V45H217ZM12 47H13V46H12ZM12 47H11V48H12ZM65 47H66V46H65ZM101 47H102V46H101ZM105 47H106V46H105ZM109 47H110V46H109ZM123 47H124V46H123ZM125 47H126V46H125ZM141 47L143 48L142 44H141ZM149 47H150V46H149ZM156 47H157V46H156ZM179 47H180V46H179ZM179 47H178V48H179ZM195 47H196V46H194V48H195ZM243 47H244V48L246 47L248 50H250V53L248 52L249 54H251V51L253 50L252 52H254V53L251 54L252 56H251V55L249 56V55L247 54V52L245 53V54H247V55H244V54L239 53L240 50H241ZM4 48H5V47H3V52L6 51V50H5L6 48H5V49H4ZM11 48H7V49H11ZM31 48H32V47H31ZM52 48H53V47H52ZM58 48H59V47H58ZM111 48H112V47H111ZM117 48H118V47H117ZM130 48H131V47H130ZM163 48H164V47H163ZM189 48H190V47H189ZM189 48H188V49H189ZM0 49L2 50V48H0ZM33 49H34V48H33ZM38 49H39V48H38ZM46 49H47V48H46ZM66 49H67V48H66ZM152 49H153V48H152ZM152 49H151V50H152ZM156 49H157V48H156ZM159 49H160V48H159ZM165 49H167V48H165ZM185 49H186V48H185ZM190 49H191V48H190ZM190 49H189V50H190ZM192 49H193V47H192ZM195 49H196V48H195ZM198 49H200V48L198 47ZM209 49H210V48H209ZM209 49H208V51H210ZM1 50H0V51H1ZM48 50H49V49H48ZM118 50H119V49H118ZM137 50L139 51V49H137ZM189 50H188V52H189ZM193 50H194V49H193ZM196 50H197V49H196ZM217 50H219V49H217ZM46 51H47V50H46ZM87 51H88V50H87ZM91 51H92V50H91ZM94 51H95V48H94ZM123 51H124V50H123ZM123 51H122V52H123ZM190 51H191V50H190ZM208 51H207V52H208ZM243 51H245V50L243 49ZM63 52H64V51H63ZM163 52H164V51H163ZM167 52H168V51H167ZM216 52H217V51H216ZM27 53H28V52H27ZM49 53H50V52H49ZM93 53H94V52H93ZM136 53H137V51H136ZM141 53H142V52H141ZM143 53H144V52H143ZM155 53H156V52H155ZM171 53H172V52H171ZM183 53H184V52H182L181 54H183ZM192 53H193V52H192ZM15 54H16V53H15ZM54 54H55V53H54ZM65 54H66V53H65ZM75 54H76V53H75ZM91 54H92V53H91ZM91 54H90V55H91ZM129 54H130V53H129ZM172 54H173V53H172ZM194 54H195V53H194ZM210 54H211V53H210ZM219 54H220V53H219ZM219 54H218V55H219ZM222 54H223V53H222ZM51 55H52V53H51ZM114 55H115V54H114ZM118 55H119V53H118ZM136 55H137V54H136ZM155 55H157V54H155ZM179 55H180V54H179ZM205 55H206V54H205ZM208 55H209V54H208ZM213 55H214V54H212V56H213ZM53 56H54V55H53ZM64 56H65V55H64ZM124 56H125V55H124ZM126 56H127V55H126ZM131 56H132V55H131ZM143 56H144V55H143ZM159 56H160V55H159ZM167 56H168V55H167ZM167 56H166V57H167ZM185 56H186V55H185ZM185 56H184V57H185ZM212 56H211V57H212ZM247 56H249V57H247ZM77 57H79V56H77ZM87 57H88V55H87ZM105 57H107V56H105ZM119 57H120V56H119ZM121 57H122V56H121ZM155 57H156V58H155ZM155 57H154V58L157 59V56H155ZM170 57H171V56H170ZM174 57H176V56H174ZM182 57H183V56H182ZM191 57H192V55H191ZM214 57H216V56H214ZM224 57H225V55H224ZM250 57H251L252 59H250ZM110 58H111V59H114V58H112V57H110ZM110 58H109V59H110ZM134 58L136 59L137 57L134 56ZM185 58H186V57H185ZM187 58H189V57H187ZM193 58H195L194 55H193ZM74 59H75V58H74ZM161 59H162V58H161ZM161 59H160V60H161ZM167 59H168V58H167ZM175 59H176V58H175ZM44 60H45V59H44ZM47 60H48V59H47ZM90 60H91V59H90ZM133 60H134V59H133ZM143 60H144V59H143ZM171 60H172V59H171ZM171 60H170V61H171ZM182 60H183V59H182ZM185 60H186V59H185ZM190 60L192 61L191 58H190ZM35 61H36V60H35ZM42 61H43V60H42ZM56 61H57V60H56ZM73 61H74V60H73ZM110 61H111V60H110ZM140 61H141V60H140ZM168 61H169V60H168ZM186 61H187V60H186ZM186 61H185V62H186ZM215 61H216V60H215ZM227 61H228V60H227ZM15 62H16V61H15ZM102 62H103V61H102ZM105 62L108 63L107 61H105ZM124 62H126V61H124ZM180 62H181V61H180ZM180 62H179V63H180ZM254 62H255V61H254ZM254 62H252V63H254ZM261 62L263 63L262 65H261ZM23 63H24V62H23ZM37 63H38V62H37ZM42 63H43V62H42ZM63 63H64V62H63ZM72 63H73V62H72ZM109 63H110V62H109ZM109 63H108V64H109ZM129 63H130V62H129ZM163 63H164V62H163ZM177 63H178V62H177ZM190 63H191V62H190ZM190 63H189V60H188V61H187V64L190 65ZM225 63H226V62H225ZM228 63H229V62H228ZM15 64H16V63H15ZM15 64H14V65H15ZM51 64H52V63H50V65H51ZM70 64H71V63H70ZM73 64H74V63H73ZM76 64H77V63H76ZM86 64H87V63H86ZM110 64H111V63H110ZM132 64H133V63H132ZM167 64H168V62H167ZM170 64H171V63H170ZM181 64H182V62H181ZM181 64H180V65H181ZM185 64H186V63H185ZM242 64H243V65H242ZM256 64H257V62H256ZM2 65H3V64H2ZM21 65H22V64H21ZM21 65H20V67H21ZM42 65H43V64H42ZM54 65H55V64H54ZM67 65H68V64H67ZM81 65H82V64H81ZM100 65H101V64H100ZM104 65H105V64H104ZM149 65H150V64H149ZM153 65H154V64H153ZM168 65H169V64H168ZM173 65H174V64H173ZM260 65H261V66H260ZM58 66H59V65H58ZM69 66H70V65H69ZM77 66H78V65H77ZM114 66H115V65H114ZM123 66H124V65H123ZM191 66H192V65H191ZM259 66H260V67H259ZM53 67H54V66H53ZM62 67H63V65H62ZM73 67H74V66H73ZM78 67H79V66H78ZM84 67H85V66H84ZM99 67H100V66H99ZM102 67H103V66H102ZM147 67H148V66H147ZM160 67H161V66H160ZM181 67H183V66H181ZM193 67H194V66H193ZM50 68H51V67H50ZM65 68H66V67H65ZM88 68H89V67H88ZM131 68H132V67H131ZM178 68H179V67H178ZM184 68H185V67H184ZM243 68H245V67L243 66ZM243 68H241V70H243V72H244L245 69H243ZM259 68H261V69H259ZM51 69H52V68H51ZM57 69H58V68H57ZM60 69H61V68H60ZM67 69H68V68H67ZM86 69H87V68H86ZM107 69H108V68H107ZM107 69H106V70H107ZM110 69H111V68H110ZM110 69H109V70H110ZM134 69H136V68H134ZM149 69H150V68H149ZM153 69H154V68H153ZM163 69H164V68H163ZM225 69H226V68H225ZM12 70H13V69H12ZM30 70H31V69H30ZM49 70H50V69H49ZM61 70H62V69H61ZM61 70H60V71H61ZM80 70H81V69H80ZM80 70H79V72H80ZM89 70H90V69H89ZM100 70H101V68H100ZM169 70H170V69H169ZM249 70L247 69L248 72H250ZM94 71H95V70H93V72H94ZM116 71H117V70H116ZM150 71H151V70H150ZM171 71H172V68H171ZM182 71H183V70H182ZM247 71H246V73H244V74H247ZM95 72H96V71H95ZM105 72H106V71H105ZM132 72H133V71H132ZM173 72H174V71H173ZM184 72H185V71H184ZM20 73H21V72H20ZM37 73H38V72H37ZM58 73H59V72H58ZM64 73H65V72H64ZM68 73H70V72H68ZM83 73H84V72H83ZM118 73H119V72H118ZM140 73H141V72H140ZM166 73H167V72H166ZM224 73H226V70H224ZM48 74H49V73H48ZM48 74H47V75H48ZM62 74H63V73H62ZM87 74H88V73H87ZM91 74H92V73H91ZM115 74H116V73H115ZM156 74H157V73H156ZM158 74H159V73H158ZM183 74H184V73H183ZM192 74H193V73H192ZM250 74H248V75H250ZM34 75H35V74H34ZM44 75H45V74H44ZM59 75H60V74H59ZM77 75H78V74H77ZM88 75H89V74H88ZM93 75H94V74H93ZM100 75H101V74H100ZM100 75H99V76H100ZM104 75H105V73H104ZM104 75H103V76H104ZM107 75H108V74H107ZM112 75H113V74H112ZM160 75H161V74H160ZM173 75H174V74H173ZM188 75H190V73H189ZM188 75H187V76H188ZM224 75H225V74H224ZM228 75H225V76H228ZM84 76H85V75H84ZM84 76H83V77H84ZM86 76H87V75H86ZM90 76H91V75H90ZM101 76H102V75H101ZM109 76H111V75H109ZM157 76H158V75H157ZM253 76H252V77H253ZM117 77H118V76H117ZM22 78H23V76H22ZM48 78H49V77H48ZM58 78H59V77H58ZM67 78H68V77H67ZM78 78H79V77H78ZM84 78H85V77H84ZM94 78H95V77H94ZM106 78H107V77H106ZM179 78H180V76H179ZM182 78H183V75H182ZM189 78H190V77H189ZM216 78H218V77H216ZM120 79H121V78H120ZM213 79H214V78H213ZM226 79H227V78H226ZM244 79H245V78H244ZM76 80H77V79H76ZM128 80H129V79H128ZM49 81H50V80H49ZM105 81H106V80H105ZM113 81H114V80H113ZM167 81H168V80H167ZM188 81H189V80H188ZM194 81H195V80H194ZM213 81H214V80H213ZM219 81H220V80H219ZM229 81H230V80H229ZM231 81L235 82L236 79L231 80ZM240 81H241V80H240ZM19 82H20V81H19ZM26 82H27V81H26ZM74 82H75V81H74ZM107 82H108V81H107ZM224 82H225V81H224ZM3 83H4V81H3ZM20 83H21V82H20ZM51 83H52V81H51ZM72 83H73V82H72ZM79 83H80V82H79ZM192 83H193V82H192ZM195 83H196V82H195ZM236 83H237V82H236ZM28 84H30V83H28ZM61 84H62V83H61ZM87 84H88V83H87ZM178 84H179V83H178ZM185 84H186V83H185ZM233 84H234V83H233ZM49 85H50V84H49ZM115 85H116V84H115ZM182 85H183V84H182ZM243 85H244V84H243ZM193 86H194V85H193ZM11 87H12V86H11ZM27 87H28V86H27ZM51 87H52V86H51ZM106 87H107V86H106ZM120 87H121V86H120ZM225 87H226V86H225ZM236 87H237V84H236ZM239 87H240V86H239ZM80 88H81V86H80ZM146 88H147V87H146ZM158 88H159V87H158ZM189 88H190V87H189ZM198 88H199V87H198ZM198 88H197V89H198ZM241 88H242V87H241ZM28 89H30V88H28ZM195 89H196V88H195ZM199 89H200V88H199ZM227 89H228V87H227ZM9 90H10V89H9ZM17 90H18V89H17ZM121 90H122V89H121ZM180 90H181V89H180ZM185 90L187 91V89H185ZM30 91H31V90H30ZM54 91H55V90H54ZM56 91H57V90H56ZM139 91H140V90H139ZM203 91H204V90H203ZM58 92H59V91H58ZM65 92H66V91H65ZM144 92H145V91H144ZM156 92H157V91H156ZM204 92H205V91H204ZM2 93H3V92H2ZM52 93H53V91H52ZM59 93H60V92H59ZM138 93H139V92H138ZM192 93H193V91H192ZM195 93H196V92H195ZM18 94H19V93H18ZM160 94H161V93H160ZM180 94H181V93H180ZM184 94H185V92H184ZM189 94H191V91H190V93H188L187 95L190 96ZM2 95H3V94H2ZM30 95H31V94H30ZM56 95H57V94H56ZM81 95H82V94H81ZM193 95H194V94H193ZM193 95L191 94V98H192ZM195 95L197 96V94H195ZM219 95H220V93H219ZM27 96H28V95H27ZM54 96H55V95H54ZM75 96H76V95H75ZM196 96H195V97H196ZM207 96H208V94H207ZM212 96H213V95H212ZM42 97H43V96H42ZM51 97H52V96H51ZM70 97H71V96H70ZM96 97H97V96H96ZM132 97H134V96H132ZM165 97H166V96H165ZM213 97H214V96H213ZM219 97H220V96H219ZM8 98H9V97H8ZM8 98H7V99H8ZM32 98H33V97H32ZM64 98H65V97H64ZM83 98H84V97H83ZM137 98H138V97H137ZM140 98H141V97H140ZM147 98H148V96H147ZM193 98H194V97H193ZM250 98H251V97H250ZM17 99H18V97H17ZM33 99H34V98H33ZM132 99H133V98H132ZM142 99H143V98H142ZM188 99H189V98H188ZM263 99H264V97H263ZM12 100H13V99H12ZM14 100H15V99H14ZM37 100H38V99H37ZM49 100H50V99H49ZM51 100H52V99H51ZM60 100H61V99H60ZM139 100H140V99H139ZM157 100H158V99H157ZM164 100H165V99H164ZM168 100H169V99H168ZM261 100H262V99H261ZM26 101H27V100H26ZM145 101H146V100H145ZM145 101H144V102H145ZM166 101H167V100H166ZM208 101H209V99H208ZM248 101H249V100H248ZM255 101H256V100H255ZM22 102H23V101H22ZM46 102H48V101H46ZM94 102H95V101H94ZM163 102H164V101H163ZM167 102H168V101H167ZM188 102H189V101H188ZM188 102H187V103H188ZM252 102H253V101H252ZM15 103H16V102H15ZM35 103H36V102H35ZM114 103H115V102H114ZM142 103H143V102H142ZM254 103H255V102H254ZM21 104H22V103H21ZM23 104H24V102H23ZM50 104H51V103H50ZM50 104H49V105H50ZM68 104H69V103H68ZM86 104H87V103H86ZM167 104H168V103H167ZM172 104H173V103H172ZM215 104H216V103H215ZM215 104H214V105H215ZM242 104H243V103H242ZM248 104H249V103H248ZM248 104H247V105H248ZM259 104H260V103H259ZM47 105H48V104H47ZM56 105H57V104H56ZM65 105H66V104H65ZM133 105H134V104H133ZM143 105H144V104H143ZM176 105H177V104H176ZM210 105H212V104H210ZM214 105H213V106H214ZM250 105H251V104H250ZM26 106H28V104H27ZM50 106H52V105H50ZM67 106H68V105H67ZM69 106H70V105H69ZM79 106H80V105H79ZM106 106H107V105H106ZM124 106H125V105H124ZM162 106H163V105H162ZM169 106H170V105H169ZM193 106H195V105H193ZM203 106H204V105H203ZM251 106H252V105H251ZM54 107H55V106H54ZM133 107H134V106H133ZM156 107H157V106H156ZM165 107H166V106H165ZM170 107H171V106H170ZM209 107H210V106H209ZM249 107H250V106H249ZM2 108H4V107H2ZM19 108H20V107H19ZM136 108H138V107H136ZM136 108H135V109H136ZM163 108H164V107H163ZM225 108H226V107H225ZM246 108H247V107H246ZM13 109H15V108H13ZM35 109H36V108H35ZM44 109H45V108H44ZM46 109H47V108H46ZM49 109H50V107H49ZM57 109H58V108H57ZM59 109H60V108H59ZM59 109H58V110H59ZM121 109H122V108H121ZM145 109H148V108H145ZM167 109H168V108H167ZM167 109H166V111H170V110H167ZM195 109H196V108H195ZM197 109H199V108H197ZM201 109H202V108H201ZM237 109H238V108H237ZM37 110H38V109H37ZM42 110H43V109H42ZM60 110H61V109H60ZM65 110H66V109H65ZM75 110H77V109H75ZM101 110H102V109H101ZM163 110H164V109H163ZM171 110H172V109H171ZM174 110H175V109H174ZM180 110H181V109H180ZM250 110H252V108H251ZM14 111H15V110H14ZM61 111H62V110H61ZM152 111H153V110H152ZM152 111H151V112H152ZM160 111H161V110H160ZM196 111H198V110H196ZM244 111H245V110H244ZM1 112H2V111H1ZM4 112H6V111H4ZM68 112H69V111H68ZM115 112H116V111H115ZM118 112H119V111H118ZM118 112H117V114H118ZM140 112H141V111H140ZM210 112H211V111H210ZM210 112H209V113H210ZM11 113H12V111H11ZM21 113H23V112H21ZM25 113H26V112H25ZM29 113H30V112H29ZM54 113H55V112H54ZM65 113H66V112H65ZM71 113H72V112H70V114H71ZM105 113H106V112H105ZM123 113H124V112H123ZM144 113H145V112H144ZM156 113H157V111H156ZM156 113H155V114H156ZM181 113H183V112H181ZM194 113H195V112H194ZM201 113H202V112H201ZM251 113H252V111H251ZM257 113H258V112H256V114H257ZM6 114H8V113H6ZM19 114H20V113H19ZM27 114H28V112H27ZM30 114H31V113H30ZM44 114H45V113H44ZM44 114H43V115H44ZM57 114H58V113H57ZM61 114H62V113H61ZM61 114H60V115H61ZM63 114H64V113H63ZM140 114H141V113H140ZM142 114H143V113H142ZM146 114H148V113H146ZM151 114H153V113H151ZM151 114H150V115H151ZM171 114H172V113H171ZM197 114H198V113H197ZM10 115H11V114H10ZM10 115H9V116H10ZM15 115H16V114H15ZM17 115H18V114H17ZM39 115H40V114H39ZM45 115H46V114H45ZM47 115H48V114H47ZM47 115H46V117H47ZM157 115H159V114H157ZM161 115H162V112H161ZM178 115H179V114H178ZM180 115H181V114H180ZM185 115H186V114H185ZM185 115H184V116H185ZM206 115H207V114H205V116H206ZM210 115H211V114H210ZM228 115H229V114H228ZM239 115H240V114H239ZM249 115H251V114H249ZM249 115H245V116H249ZM253 115H254V114H253ZM6 116H7V115H6ZM6 116H5V118H6ZM54 116H55V115H54ZM56 116H57V115H56ZM61 116H62V115H61ZM63 116H64V115H63ZM68 116H69V114H68ZM76 116H77V115H76ZM79 116H80V115H79ZM96 116H97V115H96ZM132 116H133V114H132ZM135 116H136V115H135ZM140 116H141V115H140ZM146 116H149V114L146 115ZM153 116H154V114H153ZM155 116H156V115H155ZM155 116H154V118H155ZM195 116H197V115H195ZM203 116H204V114H203ZM11 117H12V116H11ZM37 117H38V116H37ZM58 117H59V116H58ZM105 117H106V116H105ZM115 117H116V116H115ZM119 117H120V116H119ZM149 117H150V116H149ZM197 117H198V116H197ZM197 117H196V118H197ZM212 117H213V116H212ZM216 117H217V116H216ZM229 117H230V116H229ZM254 117H255V116H254ZM254 117L252 116L253 119H254ZM14 118H16V117H14ZM44 118H45V117H44ZM79 118H80V117H79ZM116 118H117V117H116ZM131 118H132V117H131ZM136 118H137V117H136ZM144 118H145V117H144ZM144 118L142 117V119H144ZM185 118H186V117H185ZM196 118H195V119H196ZM206 118H207V117H206ZM242 118L244 119V117H241V119H242ZM7 119H8V118H7ZM25 119H26V118H25ZM45 119H46V118H45ZM47 119H48V118H47ZM53 119H54V117H53ZM56 119H57V118H56ZM75 119H76V118H75ZM77 119H78V118H77ZM97 119H98V118H97ZM99 119H100V118H99ZM103 119H104V118H103ZM124 119H125V118H124ZM126 119H127V118H126ZM132 119L134 120V118H132ZM149 119H150V118H149ZM165 119H166V118H165ZM189 119H190V117H189ZM191 119H192V118H191ZM191 119H190V120H191ZM207 119H208V118H207ZM247 119H248V118H247ZM4 120L7 121L6 119H4ZM11 120H12V119H11ZM17 120H18V118H17ZM23 120H24V119H23ZM27 120H28V119H27ZM41 120H43V119H41ZM50 120H52V119H50ZM89 120H90V119H89ZM104 120H105V119H104ZM106 120H107V119H106ZM113 120H114V119H113ZM115 120H116V119H115ZM153 120H154V119H153ZM155 120H156V119H155ZM167 120H168V119H167ZM205 120H206V119H205ZM209 120H210V119H209ZM236 120H237V119H236ZM8 121H9V119H8ZM8 121H7V123H8ZM38 121H39V120H38ZM46 121H47V120H46ZM54 121H55V120H54ZM84 121H85V120H84ZM127 121H128V120H127ZM131 121H132V120H131ZM147 121H148V120H147ZM147 121H146V124H147ZM150 121H151V120H150ZM191 121H192V120H191ZM196 121H197V119H196ZM207 121H208V120H207ZM227 121H228V120H227ZM237 121H238V120H237ZM239 121H241V120H239ZM11 122H12V121H11ZM19 122H20V121H19ZM97 122H99V121H97ZM110 122L112 123V122H115V121H110ZM117 122L119 123V121H117ZM120 122H121V121H120ZM122 122H123V121H122ZM124 122H125V121H124ZM128 122H129V121H128ZM170 122H171V121H170ZM215 122H216V121H215ZM245 122H246V121H245ZM1 123H2V122H1ZM16 123H17V121L15 122V125H16ZM25 123H26V122H25ZM51 123H52V122H51ZM55 123H56V122H55ZM92 123H93V121H92ZM94 123H95V121H94ZM133 123H134V125L137 124L136 121H134ZM133 123H132V124H133ZM142 123H143V122H142ZM158 123H159V122H158ZM160 123H161V122H160ZM163 123H164V122H163ZM167 123H168V122H167ZM182 123H183V122H182ZM209 123H211V122H209ZM228 123H229V122H228ZM234 123H235V122H234ZM241 123H242V122H241ZM252 123H253V122H252ZM13 124H14V123H13ZM26 124H27V123H26ZM31 124H32V123H31ZM44 124H45V122H44ZM44 124H43V125H44ZM57 124H58V123H57ZM77 124H78V123H77ZM88 124H89V123H88ZM104 124H105V123H104ZM108 124H109V123H108ZM114 124H116V123H114ZM149 124H150V123H149ZM165 124H166V123H165ZM189 124H190V123H189ZM218 124H219V123H218ZM236 124H237V123H236ZM239 124H240V123H239ZM239 124H238V125H239ZM58 125H59V124H58ZM60 125H61V124H60ZM93 125H94V124H93ZM111 125H112V124H111ZM119 125H122V124L120 123ZM163 125H164V124H163ZM170 125H171V124H170ZM178 125H179V124H178ZM178 125H177V126H178ZM192 125H193V124H192ZM51 126H52V125H51ZM72 126H73V125H72ZM87 126H88V125H87ZM98 126H99V125H98ZM112 126H113V125H112ZM141 126H142V125H141ZM160 126H162V123L160 124ZM167 126H169V125H167ZM174 126H175V125H174ZM205 126H206V124H205ZM232 126H233V125H232ZM19 127H20V126H19ZM40 127H41V125H40ZM45 127H46V125H45ZM73 127H74V126H73ZM110 127H111V126H110ZM131 127H132V126H131ZM146 127H147V126H146ZM185 127H186V126H185ZM200 127H201V126H200ZM206 127H207V126H206ZM209 127H210V124H209ZM218 127H219V126H218ZM3 128H4V127H3ZM5 128H6V127H5ZM11 128H12V127H11ZM16 128H17V126H16ZM56 128H57V127H56ZM76 128H77V127H76ZM79 128H80V127H79ZM86 128H87V127H86ZM88 128H89V127H88ZM91 128H93V127H91ZM96 128H97V127H96ZM124 128H125V127H124ZM127 128H129V127H127ZM165 128H166V126H165ZM181 128H182V127H181ZM195 128H196V127H195ZM203 128H204V127H203ZM230 128H231V127H230ZM41 129H42V128H41ZM53 129H54V128H53ZM69 129H70V128H69ZM136 129H137V128H136ZM144 129H145V128H144ZM167 129H168V128H167ZM209 129H210V128H208V130H209ZM212 129H213V128H212ZM223 129H224V128H223ZM231 129H232V128H231ZM244 129H245V128H244ZM251 129H252V128H251ZM4 130H5V129H4ZM13 130H15V128H14ZM43 130H44V129H43ZM64 130H66V129L64 128ZM89 130H90V129H89ZM129 130H130V129H129ZM147 130H148V129H147ZM149 130H150V129H149ZM185 130H186V129H185ZM191 130H192V129H191ZM196 130H197V129H196ZM202 130H203V129H202ZM208 130H207V132H208ZM215 130H216V129H215ZM219 130H220V128H219ZM240 130H241V129H240ZM240 130H239V131H240ZM1 131H3V130H1ZM5 131H6V130H5ZM33 131H34V130H33ZM54 131H55V130H54ZM141 131H142V130H141ZM172 131H173V130H172ZM187 131H188V129H187ZM211 131H212V130H211ZM246 131H247V130H246ZM11 132H12V131H11ZM27 132H28V131H27ZM55 132H56V131H55ZM91 132H92V131H91ZM124 132H125V131H124ZM131 132H132V131H131ZM148 132H149V131H148ZM161 132H162V131H161ZM183 132H184V131H183ZM183 132H182V133H183ZM185 132H186V131H185ZM202 132H204V131H202ZM202 132L200 131L199 134H201ZM207 132H206V133H207ZM217 132H218V131H217ZM263 132H264V131H263ZM17 133H18V132H17ZM152 133H153V131H152ZM165 133H166V132H165ZM169 133H170V132H169ZM172 133H173V132H172ZM187 133H188V132H187ZM191 133H192V132H191ZM204 133H205V132H204ZM213 133H214V131H213ZM258 133H259V132H258ZM10 134H11V133H10ZM42 134H43V133H42ZM45 134H46V133H45ZM93 134H94V133H93ZM150 134H151V133H150ZM185 134H186V133H185ZM197 134H198V131H197ZM199 134H198V135H199ZM210 134H211V132H210ZM214 134H216V133H214ZM217 134H218V133H217ZM221 134H222V133H221ZM2 135H4V134H2ZM94 135H95V134H94ZM125 135H127V134H125ZM168 135H169V134H168ZM187 135L189 136V134H187ZM202 135H203V134H202ZM207 135H208V134H207ZM218 135H219V134H218ZM218 135H217V137H218ZM225 135H227V134H225ZM45 136H46V135H45ZM109 136H110V135H109ZM169 136H170V135H169ZM183 136H184V135H183ZM195 136H196V135H195ZM215 136H216V135H215ZM257 136H258V135H257ZM8 137H9V136H8ZM17 137H18V136H17ZM181 137H182V136H181ZM185 137H186V135H185ZM185 137H184V138H185ZM197 137H198V136H197ZM211 137H212V136H211ZM239 137H240V136H239ZM1 138H2V137H1ZM22 138H23V137H22ZM26 138H27V137H26ZM94 138H95V137H94ZM98 138H99V137H98ZM176 138H177V136H176ZM178 138H179V137H178ZM190 138H191V137H190ZM212 138H213V137H212ZM245 138H246V137H245ZM251 138H252V137H251ZM262 138H263V137H262ZM8 139H9V138H8ZM137 139H138V138H137ZM140 139H141V137H140ZM155 139H156V138H155ZM180 139H181V138H180ZM182 139H183V137H182ZM213 139H214V138H213ZM215 139H216V138H215ZM257 139H259V138H257ZM6 140H7V139H6ZM193 140H194V138H193ZM253 140H254V139H253ZM94 141H95V140H94ZM173 141H174V140H173ZM175 141H176V140H175ZM178 141H179V139H178ZM181 141H182V140H181ZM188 141H189V140H188ZM194 141H195V140H194ZM211 141H212V140H211ZM225 141H226V140H225ZM243 141H244V140H243ZM243 141H242V142H243ZM247 141L249 142V140H247ZM247 141L245 140V141H244L245 143L243 142V144H246V145H247ZM135 142H136V141H135ZM151 142H152V141H151ZM192 142H193V141H192ZM192 142H190V144H191ZM216 142H217V141H216ZM253 142H254V141H253ZM262 142H263V141H262ZM22 143H23V142H22ZM156 143H158V142H156ZM171 143H172V142H171ZM173 143L175 144L176 142H173ZM177 143H178V142H177ZM188 143H189V142H188ZM195 143H197V141L193 142V144H195ZM199 143H200V142H199ZM218 143H219V142H218ZM249 143H250V142H249ZM257 143H258V142H257ZM263 143H264V142H263ZM0 144H1V143H0ZM8 144H9V143H8ZM167 144H168V143H167ZM205 144H207V143H205ZM238 144H240V143H238ZM251 144H252V143H251ZM260 144H262V143H260ZM162 145H163V142H162ZM168 145H169V144H168ZM171 145H172V144H171ZM177 145H178V144H177ZM182 145H183V146H186V145H184V144H182ZM208 145H209V143H208ZM252 145H253V144H252ZM252 145H251V146H252ZM258 145H259V144H258ZM13 146H14V145H13ZM165 146H166V145H165ZM175 146H176V145H175ZM175 146H174V147H175ZM178 146H179V145H178ZM180 146H181V145H180ZM188 146H190V145H188ZM188 146H187V148H188ZM192 146H194V145H192ZM196 146L198 147V145H196ZM202 146H203V145H202ZM202 146H201V147H202ZM241 146H242V145H241ZM139 147H140V146H139ZM168 147H170V146H168ZM172 147H173V146H172ZM197 147H196V148H197ZM232 147H233V146H232ZM239 147H240V146H239ZM249 147H250V146H249ZM256 147H257V146H256ZM256 147H255V148H256ZM141 148H142V147H141ZM164 148H165V147H164ZM179 148H181V147H179ZM228 148H229V147H228ZM240 148H241V147H240ZM252 148H253V147H252ZM252 148H251V149H252ZM263 148H264V147H263ZM3 149H4V148H3ZM183 149H184V148H183ZM202 149H203V148H202ZM205 149H206V148H205ZM212 149H213V148H212ZM216 149H217V148H216ZM233 149H234V148H233ZM242 149H243V148H242ZM162 150H163V149H162ZM162 150H161V151H162ZM174 150H175V149H174ZM185 150H186V149H185ZM208 150H209V149H208ZM223 150H224V148H223ZM223 150H222V151H223ZM225 150H227V149H225ZM244 150H245V149H244ZM263 150H264V149H263ZM4 151H5V150H4ZM42 151H43V150H42ZM42 151H41V152H42ZM45 151H46V150H45ZM165 151H166V150H165ZM203 151H204V150H203ZM214 151H215V150H214ZM216 151H217V150H216ZM256 151H257V150H256ZM256 151H255V152H256ZM169 152H170V151H169ZM179 152H180V151H179ZM183 152H184V151H183ZM228 152H229V151H228ZM258 152H259V151H258ZM261 152H262V151H261ZM52 153H53V152H52ZM159 153H160V152H159ZM193 153H195V152H193ZM224 153H225V152H224ZM262 153H263V152H262ZM19 154H20V153H19ZM166 154H167V153H166ZM179 154H180V153H179ZM228 154H229V153H227L226 155H228ZM256 154H257V153H256ZM170 155H171V154H170ZM170 155H169V156H170ZM182 155H183V154H182ZM182 155H181V156H182ZM187 155H188V154H187ZM243 155H244V156H243L242 158H246L247 160H249V159L247 158L249 155H248V156H246L245 154H243ZM254 155H255V154H254ZM254 155H253V156H254ZM257 155H258V154H257ZM259 155H260V153H259ZM259 155H258V156H259ZM53 156L55 157V155H53ZM68 156H69V155H68ZM68 156H67L66 158H68ZM153 156H154V155H153ZM178 156H179V155H178ZM223 156H224V155H223ZM234 156H235V155H234ZM255 156H256V155H255ZM260 156H261V155H260ZM262 156H263V155H262ZM262 156H261V157H262ZM1 157H2V156H1ZM4 157H5V156H4ZM71 157H72V156H71ZM190 157H191V156H190ZM190 157H189V158H190ZM193 157H194V156H193ZM238 157H239V159L241 158L240 155H239ZM66 158H65V159H66ZM164 158H165V157H164ZM169 158H170V157H169ZM184 158H185V157H184ZM204 158H205V157H204ZM242 158H241V159H242ZM138 159H139V158H138ZM177 159H178V158H177ZM207 159H208V158H207ZM213 159H214V158H213ZM218 159H219V158H218ZM224 159H226V158H224ZM241 159H240V160H241ZM258 159H259V157H258ZM261 159H264V157H263V158H260V160H261ZM166 160H167V159H166ZM168 160H169V159H168ZM172 160H173V159H172ZM174 160H176V159H174ZM184 160H185V159H184ZM190 160H191V159H190ZM194 160H195V159H194ZM201 160H202V159H201ZM219 160H220V159H219ZM244 160H245V159H242V161H244ZM163 161H164V160H163ZM163 161H162V162H163ZM177 161H178V160H177ZM222 161H223V160H222ZM242 161H241V163H242ZM245 161H246V160H245ZM254 161H255V160H254ZM256 161H258V160H256ZM261 161H262V160H261ZM263 161H264V160H263ZM140 162H141V161H140ZM179 162H180V161H179ZM186 162H187V161H186ZM190 162H191V161H190ZM196 162H197V161H196ZM218 162H219V161H218ZM235 162H236V161H235ZM246 162H247V161H246ZM246 162H244V164H245ZM248 162H249V161H248ZM248 162H247V163H248ZM258 162H259V161H258ZM34 163H35V162H31V164H32L33 166L36 165V164L34 165ZM42 163H43V165H44L45 163H46L47 165L49 164V163H47V162H45V163L42 162ZM84 163H85V162H84ZM106 163H107V162H106ZM154 163H155V162H154ZM191 163H192V162H191ZM225 163H226V162H225ZM227 163H229V162H227ZM252 163H253V162H252ZM252 163H251V164H252ZM261 163H262V162H261ZM263 163H264V162H263ZM28 164H29V163H28ZM38 164H39V163H38ZM157 164H159V163H157ZM160 164H162V163L160 162ZM160 164H159V165H160ZM172 164H173V162H172ZM172 164H171V165H172ZM187 164H189V163L187 162ZM195 164H196V163H195ZM203 164H204V163H203ZM216 164H218V163H216ZM219 164H220V163H219ZM249 164H250V163H249ZM256 164H257V163H256ZM258 164H259V163H258ZM26 165H27V164H26ZM43 165H41V163H40V165H39L40 167L37 165V166L40 168V170L35 169V170L38 171V172L36 171V174L39 173L40 171H42L41 168H44L43 170H45V166H44V167H41V166H43ZM47 165H46V166H47ZM151 165H153V164H152V163H151L150 165L148 164L147 167H149V166H151ZM165 165H167V164H165ZM171 165H170V166H171ZM185 165H186V163H185ZM189 165H190V164H189ZM192 165H193V164H192ZM246 165H247V164H246ZM86 166H87V165H86ZM86 166H85V167H86ZM141 166H142V165H141ZM156 166H158V165H156ZM161 166L163 167V165H161ZM174 166H175V165H174ZM231 166H232V165H231ZM235 166H236V165H235ZM235 166H234V167H235ZM238 166H239V164H238ZM240 166H241V164H240ZM244 166H245V165H244ZM247 166H248V165H247ZM252 166H253V165H252ZM259 166H260V165H259ZM35 167H36V166H35ZM93 167H94V166H93ZM120 167H121V166H120ZM144 167H145L144 169H148L146 166H144ZM165 167H166V166H165ZM176 167H177V166H176ZM183 167H184V166H183ZM228 167H229V166H228ZM236 167H237V166H236ZM236 167H235V168H236ZM241 167H242V166H241ZM257 167H258V166H257ZM47 168L49 169V166L46 167V171H45L44 175L47 174V172L49 171V170H47ZM134 168H135V167H134ZM179 168H180V167H179ZM192 168H193V167H192ZM192 168H191V169H192ZM208 168H209V167H208ZM250 168H251V167H250ZM65 169H66V168H65ZM84 169H86V168H84ZM155 169H156V168H155ZM176 169H177V168H176ZM182 169H183V168H182ZM185 169H186V168H185ZM187 169H188V168H187ZM202 169H203V168H202ZM202 169H200V170H202ZM217 169H218V168H217ZM217 169H216V170H217ZM226 169H227V168H226ZM230 169H231V168H230ZM140 170H143V169H140ZM178 170H179V169H178ZM178 170H177V171H178ZM189 170H190V169H189ZM214 170H215V169H213V171H214ZM219 170H220V168H219ZM219 170H218V171H219ZM232 170H233V168H232ZM242 170H243V169H242ZM250 170H251V169H250ZM257 170H258V169H257ZM261 170H263V169L261 168ZM261 170H260V171H261ZM2 171L4 172L5 170L3 169ZM2 171H1V172H2ZM22 171H23V170H22ZM22 171H21V172H22ZM24 171H25V169H24ZM30 171H31V170H30ZM84 171H85V170H84ZM95 171H96V170H95ZM115 171H116V170H115ZM135 171H139V170H135ZM150 171H151V170H150ZM150 171L148 170V172H150ZM153 171H154V170H153ZM153 171H151V172H153ZM157 171H158V170H156L155 172L158 173ZM177 171H176V172H177ZM184 171H185V170H184ZM184 171H183V172H184ZM196 171H197V170H196ZM198 171H199V170H198ZM209 171H210V169H209ZM218 171H217V172H218ZM220 171H221V170H220ZM229 171H230V170H229ZM253 171H254V170H253ZM258 171H259V170H258ZM1 172H0V174H3V172H2V173H1ZM18 172H19V171H18ZM28 172H29V171H28ZM42 172H44V171H42ZM50 172H51V171H49L48 174H50ZM142 172H143V171H142ZM185 172H186V171H185ZM189 172H190V171H189ZM201 172H202V171H201ZM201 172H199V173H201ZM204 172H205V171H204ZM225 172H226V171H225ZM238 172H239V171H238ZM241 172H242V171H241ZM247 172H248V171H247ZM256 172H257V171H256ZM4 173H5V172H4ZM24 173H25V172H24ZM94 173H95V172H94ZM122 173H123V172H122ZM122 173H121V174H122ZM139 173H140V172H139ZM227 173H228V172H227ZM229 173H230V172H229ZM232 173H233V172H232ZM90 174H91V173H90ZM128 174H130V173H128ZM131 174H133V173H131ZM141 174H142V173H141ZM161 174H162V173H161ZM163 174H164V172H163ZM195 174H196V173H195ZM195 174H194V175H195ZM207 174H208V173H207ZM209 174H211V173H209ZM221 174H222V173H221ZM259 174H260V173H259ZM25 175H26V174H25ZM33 175H34V174H33ZM84 175H85V174H84ZM95 175H96V174H95ZM124 175H125V174H124ZM150 175H151V173H150ZM166 175H167V174L164 175V178H165ZM177 175H178V174H177ZM177 175H176V176H177ZM187 175H188V174H187ZM197 175H198V174H197ZM204 175H205V173H204ZM212 175H213V174H212ZM214 175H215V174H214ZM216 175H218V174H216ZM229 175H230V174H229ZM231 175H232V174H231ZM248 175H249V174H248ZM254 175H255V174H254ZM0 176H1V175H0ZM6 176H8V175H6ZM6 176H4L5 179H6ZM14 176H15V175H14ZM34 176H35V175H34ZM36 176H37V175H36ZM79 176H80V175H79ZM86 176H87V175H86ZM114 176H115V175H114ZM139 176H143V175H139ZM145 176H146V175H145ZM174 176H175V175H174ZM183 176H184V175H183ZM207 176H208V175H207ZM210 176H211V175H210ZM223 176H224V175H223ZM227 176H228V175H227ZM246 176H247V175H246ZM42 177H44V176H42ZM42 177H41V178H42ZM58 177H59V176H58ZM118 177H119V176H118ZM150 177H151V176H150ZM184 177H185V176H184ZM193 177H194V176H193ZM199 177H201V176H199ZM251 177H252V174H251ZM251 177H250V175L248 176L249 179H250ZM255 177H256V176H255ZM2 178H3V177H2ZM14 178H15V177H14ZM17 178H19V177L17 176ZM31 178H32V177H30V179H31ZM34 178H35V177H34ZM45 178H46V177H45ZM54 178H55V177H54ZM54 178H53V179H54ZM82 178H83V177H82ZM120 178H121V177H120ZM123 178H124V177H123ZM131 178H132V177H131ZM146 178H147V177H146ZM151 178H152V177H151ZM162 178H163V177H162ZM179 178H180V177H179ZM186 178H188V177H186ZM190 178H191V177H190ZM226 178H227V177H226ZM233 178H234V177H233ZM238 178H239V177H238ZM243 178H244V177H243ZM243 178H242V179H243ZM252 178H253V177H252ZM258 178H259V176H258ZM5 179H3V180H5ZM7 179H8V178H7ZM7 179H6V181H7ZM37 179H40V177L37 178ZM37 179H36V181H38ZM48 179H49V178H48ZM84 179H85V178H84ZM94 179H95V178H94ZM104 179H105V178H104ZM106 179H107V178H106ZM114 179H115V178H114ZM127 179H128V177H127ZM127 179H125V180L128 181ZM166 179H167V177H166ZM177 179H178V178H177ZM220 179H221V178H220ZM244 179H246V178H244ZM244 179H243V180H244ZM16 180H17V179H11L10 182H13V181L16 182ZM24 180H26V179H24ZM34 180H35V179H34ZM40 180H41V179H40ZM73 180H75V179H72V181H73ZM91 180H92V179H91ZM97 180H98V179H97ZM97 180H96V181H97ZM141 180H143V179H141ZM145 180H146V179H145ZM145 180H144V181H145ZM151 180H152V179H151ZM164 180H165V179H164ZM185 180H186V179H185ZM201 180H202V179H201ZM208 180H209V179H208ZM223 180H224V179H223ZM226 180H229V181H230V179H225V181H226ZM231 180H232V178H231ZM0 181H1V177H0ZM20 181H21V180L19 179V181H17V182L19 183ZM32 181H33V180H32ZM41 181H42V180H41ZM41 181H40V182H41ZM47 181H48V180H47ZM49 181H50V179H49ZM89 181H90V180H89ZM92 181H93V180H92ZM99 181H102V180H99ZM109 181H110V180H109ZM117 181H118V180H117ZM139 181H140V180H139ZM147 181H148V180H147ZM165 181H166V180H165ZM171 181H172V180H171ZM175 181H177V180H175ZM180 181H181V180H180ZM233 181H234V180H233ZM238 181H239V180H238ZM238 181H237V182H238ZM17 182H16V183H17ZM23 182H24V181H21L22 185H24V187H25V184H23ZM43 182H44V181H43ZM134 182H135V181H134ZM134 182H133V183H134ZM142 182H143V181H142ZM145 182H146V181H145ZM150 182H151V181H150ZM157 182H159V181H157ZM184 182H185V181H184ZM196 182H198V181H196ZM201 182H203V181H201ZM220 182L222 183V181H220ZM230 182H231V181H230ZM237 182H236V183H237ZM239 182H240V181H239ZM252 182H253V181H252ZM257 182H259V181H257ZM5 183H6V182H5ZM18 183H17V185H18ZM21 183H19V184H21ZM24 183H25V182H24ZM36 183H37V182H36ZM45 183H46V182H45ZM63 183H64V182H63ZM80 183H81V182H80ZM86 183H87V182H85V184H86ZM94 183H95V182H94ZM98 183H99V182H98ZM98 183H97V184H98ZM115 183H116V182H115ZM118 183H120V182H118ZM133 183H132V186H133ZM140 183H141V182H140ZM148 183H149V181H148ZM172 183H173V182H172ZM187 183L189 184L190 182L188 181ZM191 183H192V182H191ZM207 183H209V181H208ZM207 183H206V185H207ZM210 183H211V182H210ZM210 183H209V184H210ZM212 183H213V182H212ZM224 183H225V182H224ZM228 183H229V182H228ZM246 183H247V182H246ZM262 183H263V182H262ZM11 184H12V183H10V185H11ZM27 184H28V183H27ZM43 184H44V183H43ZM74 184H75V183H74ZM83 184H84V183H83ZM109 184H110V183H109ZM112 184H113V183H112ZM143 184H145V183H143ZM209 184H208V185H209ZM226 184H227V183H226ZM230 184H231V183H230ZM233 184H234V183H233ZM247 184H248V183H247ZM263 184H264V183H263ZM0 185H1L0 187L2 188V185H3V184H1V182H0ZM40 185H41V183H40ZM40 185H39V186H40ZM61 185H62V184H61ZM99 185H100V184H99ZM149 185H150V184H149ZM163 185H164V184H163ZM173 185H174V184H172V185H170V186L173 187ZM195 185H196V184H195ZM235 185H236V184H235ZM235 185H233V187H234ZM238 185H239V184L237 183V187H238ZM242 185H244V184H242ZM3 186H4V185H3ZM12 186H13V184H12ZM12 186H11V187H8V188H12ZM18 186H19V185H18ZM41 186L43 187L44 185H41ZM48 186H49V185H48ZM94 186H95V185H94ZM143 186H144V185H143ZM158 186H159V185H158ZM158 186H157V187H158ZM170 186H169V187H170ZM181 186H182V185H181ZM185 186H186V185H185ZM188 186H189V185H188ZM192 186H193V185H192ZM192 186H191V187H192ZM200 186H201V185H200ZM200 186H199V187H200ZM218 186H220V185H218ZM218 186H217V188H218ZM223 186H224V184H223ZM257 186H258V185H257ZM4 187H6V186H4ZM4 187H3L1 190H3V189L5 190ZM15 187L17 188L16 184L14 183V189H13V190H15ZM21 187H22V186H21ZM29 187H32V186H29ZM29 187H27V188H29ZM46 187H47V186H46ZM113 187H115V185H114ZM122 187H124V186H122ZM122 187H121V189H122ZM144 187H145V186H144ZM202 187H203V186H202ZM207 187H208V186H207ZM210 187H211V186H210ZM221 187H222V186H221ZM224 187H225V186H224ZM227 187H228V185H227ZM230 187H231V186H230ZM246 187H247V186H246ZM248 187H249V186H248ZM252 187H253V186H252ZM252 187H251V188H252ZM263 187H264V185H263ZM6 188H7V187H6ZM27 188H26V189H27ZM33 188H34V187H33ZM61 188H62V187H61ZM98 188H99V187H98ZM124 188H125V187H124ZM129 188H131V187H129ZM180 188H181V187H180ZM185 188H186V187H185ZM197 188H198V187H197ZM204 188H205V187H204ZM215 188H216V187H215ZM241 188H242V187H241ZM253 188H254V187H253ZM257 188H258V187H257ZM261 188H262V187H261ZM21 189H22V188H21ZM24 189H25V188H24ZM26 189H25V190H26ZM39 189H40V188H39ZM64 189H65V188H64ZM126 189H127V188H126ZM138 189H139V188H138ZM140 189H141V188H140ZM145 189H146V188H145ZM147 189H148V188H147ZM165 189H166V188H165ZM167 189H170V188H167ZM175 189H176V188H175ZM175 189H174V191L176 192L177 190H175ZM187 189H188V188H187ZM187 189H186V190H187ZM200 189H201V188H200ZM258 189H259V188H258ZM6 190L8 191L9 189H6ZM11 190H12V189H10V191H11ZM13 190H12V191H13ZM18 190H19V193H20V189H19V187H18ZM25 190H22V191L24 192ZM29 190H30V188H29ZM43 190H44V189H43ZM45 190H46V188H45ZM60 190H61V189H60ZM68 190H69V189H68ZM96 190H97V188H96ZM112 190H113V189H112ZM127 190H128V189H127ZM131 190H132V189H131ZM148 190H149V189H148ZM163 190H164V188H163ZM170 190H171V192H172V189H170ZM190 190H191V189H190ZM202 190H203V189H202ZM205 190H207V189L205 188ZM214 190H215V189H214ZM237 190H238V189H237ZM237 190H236V191H237ZM12 191H11V192H12ZM15 191H16V190H15ZM22 191H21V193L23 194ZM33 191H34V190H33ZM55 191H56V189H55ZM61 191H62V190H61ZM137 191H138V190H137ZM137 191H136V192H137ZM145 191H146V190H145ZM154 191H155V190H154ZM154 191H153V195L155 194ZM174 191H173V192H174ZM179 191H180V190H179ZM182 191H183V190H182ZM208 191H209V190H208ZM251 191H252V190H251ZM251 191H250V192H251ZM258 191H259V190H258ZM261 191H263V190H261ZM2 192L4 193V191H1V193H2ZM11 192H9V193L6 192L7 194L4 193L5 196L2 195L1 197L4 198V197H6V195L10 194ZM17 192H18V191H17ZM17 192H16V194H18ZM69 192H70V191H69ZM101 192H102V191H101ZM114 192H115V191H114ZM133 192H135V191H133ZM133 192H132L131 194H133ZM138 192H139V191H138ZM142 192H143V191H142ZM142 192L140 191L141 194H142ZM146 192H147V191H146ZM156 192H157V191H156ZM169 192H170V191H169ZM183 192H184V191H183ZM226 192H227V191H226ZM234 192H235V191H234ZM237 192H238V191H237ZM244 192H245V191H244ZM1 193H0V195H1ZM3 193H2V194H3ZM21 193H20V194H21ZM70 193H71V192H70ZM77 193H78V192H77ZM98 193L100 194V191H98ZM98 193H97V194H98ZM103 193H105V192H103ZM107 193H108V192H107ZM150 193H151V192H150ZM161 193H162V192H161ZM167 193H168V192H167ZM180 193H181V191H180ZM219 193H220V192H219ZM221 193H222V192H221ZM246 193H247V192H246ZM252 193H253V192H252ZM256 193H257V192H255V194H256ZM63 194H64V193H63ZM80 194H81V193H80ZM83 194H84V192H83ZM85 194H86V193H85ZM121 194H122V193H121ZM127 194H128V193H127ZM135 194H136V193H135ZM148 194H149V193H148ZM176 194H177V193H176ZM176 194H175V195H176ZM258 194H259V192H258ZM18 195H19V194H18ZM31 195H32V194H31ZM71 195H73V194H71ZM71 195H70V196H71ZM109 195H110V194H109ZM125 195H126V194H124V197H125ZM151 195H152V193H151ZM160 195H161V194H160ZM234 195H235V194H234ZM261 195H264V194L262 193ZM10 196H12V195H10ZM13 196L16 197V195H13ZM13 196H12V198H14ZM20 196H21V195H20ZM22 196H23V195H22ZM25 196H26V195H25ZM67 196H68V195H67ZM74 196H75V195H73L72 197H74ZM80 196H81V195H80ZM96 196H97V195H96ZM100 196H101V195H100ZM102 196H103V195H102ZM110 196H111V195H110ZM110 196H109V197H110ZM136 196H137V194H136ZM166 196H167V195H166ZM170 196H173V195L170 194ZM181 196H182V194H181ZM186 196H188V195H186ZM189 196H190V195H189ZM189 196H188V197H189ZM194 196H195V195H194ZM230 196H232V195L230 194ZM239 196H240V192H239ZM247 196H248V195H247ZM249 196H250V195H249ZM26 197H27V196H26ZM72 197H71V198H72ZM75 197H77V196H75ZM90 197H91V196H90ZM104 197H105V196H104ZM147 197H148V195H147ZM168 197H169V196H167V198H168ZM175 197H176V196H175ZM177 197H178V196H177ZM191 197H192V196H191ZM6 198H8V196H7ZM16 198H17V197H16ZM16 198H15V201H18V202H19V199H20L21 197H20L18 200H16ZM23 198H24V197H23ZM23 198H21V199H22V200H25V199H26V198H24V199H23ZM28 198H29V197H28ZM34 198H35V197H34ZM52 198H53V197H52ZM63 198H64V197H63ZM71 198H70V199H71ZM77 198H79V196H78ZM80 198H81V197H80ZM85 198H87V197H85ZM120 198H121V195H120ZM120 198H119V199H120ZM125 198H126V197H125ZM133 198H134V197H133ZM135 198H136V197H135ZM162 198H163V197H162ZM171 198H172V197H171ZM195 198H196V197H195ZM209 198H210V197H208V199H209ZM243 198H244V197H243ZM1 199H2V198H1ZM1 199H0V202H1L0 205L2 206L3 204H5V205L7 206L6 203H7L8 200L6 199V200H7V201H6L5 198H4L3 200L6 201V203H5V202H3ZM21 199H20V201H21ZM29 199H31V198H29ZM74 199H75V198H74ZM139 199H140V198H139ZM149 199H150V198H149ZM164 199H165V198H164ZM182 199H183V198H182ZM189 199H190V198H189ZM217 199H218V198H217ZM220 199H221V198H220ZM249 199H250V198H249ZM55 200H56V199H55ZM79 200H80V199H79ZM98 200H99V199H98ZM108 200H109V199H108ZM108 200L106 199V201H108ZM117 200H118V199H117ZM122 200H123V199H122ZM131 200H135V199H131ZM131 200H130V201H131ZM142 200H143V199H142ZM146 200H147V199H146ZM155 200H156V199H155ZM160 200H161V198H160ZM160 200H159V201H160ZM173 200H174V199H173ZM196 200H197V199H196ZM202 200H203V199H202ZM210 200H211V199H210ZM210 200H209V201H210ZM238 200H239V199H238ZM26 201H27V200H26ZM73 201H74V200H73ZM73 201H72V202H73ZM138 201H139V200H138ZM140 201H141V200H140ZM150 201H151V200H150ZM161 201H162V200H161ZM165 201H166V200H165ZM177 201H178V200H177ZM183 201H184V200H182L181 202H183ZM191 201H192V200H191ZM209 201H208V202H209ZM219 201H220V200H219ZM221 201H222V199H221ZM246 201H247V200H246ZM2 202H3V204H2ZM8 202H9V201H8ZM18 202H17V203H18ZM22 202H24V201H21L20 203L22 204ZM65 202H66V201H65ZM74 202H75V201H74ZM90 202H91V201H90ZM98 202H99V201H98ZM100 202H102V201H100ZM121 202H122V201H121ZM123 202H125V201L123 200ZM123 202H122V204H124ZM132 202H133V201H132ZM142 202H143V201H142ZM142 202H140V203L142 204ZM184 202H186V201H184ZM193 202H194V201H193ZM205 202H206V201H205ZM210 202H211V201H210ZM215 202H216V201H215ZM232 202H233V201H232ZM17 203H16V204H17ZM24 203H26V202H24ZM24 203H23V204H24ZM103 203H104V202H103ZM108 203H109V202H108ZM108 203H107V204H108ZM113 203H114V202H113ZM128 203H129V202H128ZM128 203H127V204H128ZM135 203H136V202H135ZM135 203H134L133 205H135ZM147 203H148V202H147ZM155 203H156V202H155ZM158 203H160V202H158ZM167 203H168V202H167ZM169 203H170V201H169ZM169 203H168V204H169ZM172 203H173V202H172ZM174 203H175V202H174ZM186 203H188V202H186ZM190 203H191V202H190ZM190 203H189V204H190ZM218 203H219V202H218ZM226 203H227V202H226ZM226 203H225V204H226ZM91 204H92V203H91ZM115 204H116V202H115ZM115 204L113 205V207L115 206ZM127 204L125 203L124 205L127 206ZM129 204H130V203H129ZM148 204H149V203H148ZM151 204H152V203H151ZM164 204H165V202H164ZM177 204H178V202H177ZM177 204H175V205H177ZM182 204H183V203H182ZM191 204H193V203H191ZM236 204H238V203L236 202ZM239 204H241V203L239 202ZM120 205H121V203H120ZM124 205H122V207H123ZM143 205H144V204H143ZM149 205H150V204H149ZM157 205H158V204H157ZM161 205H163V204H161ZM172 205H173V204H172ZM184 205H187V206H188V204H185V203H184ZM230 205H231V204H230ZM232 205H233V204H232ZM1 206H0V208H1ZM3 206H4V205H3ZM6 206H4V207H6ZM75 206H77V205H75ZM128 206L131 207L132 205H128ZM128 206H127V207H128ZM150 206H151V205H150ZM211 206H212V204H211ZM26 207H27V206H26ZM106 207H111V206L108 205V206H106ZM127 207H125V208L128 209ZM145 207H146V206H145ZM153 207H154V206H153ZM171 207H172V206H171ZM179 207H180V206H178V207H176V208H179ZM202 207H203V206H202ZM206 207H207V206H206ZM224 207H225V205H224ZM224 207H222V208H224ZM238 207H239V206H238ZM77 208H78V207H77ZM119 208H120V207H119ZM125 208H122V209L125 210ZM131 208H132V207H131ZM134 208H135V207H134ZM137 208H138V207H137ZM149 208L151 209V207H149ZM149 208L144 209V211H145V210L148 211ZM154 208L156 209V207H154ZM163 208H164V207H163ZM183 208H184V206H183ZM191 208H192V207H191ZM215 208H216V207H215ZM232 208H233V207H232ZM232 208H231V209H232ZM259 208H260V207H259ZM2 209H3V208H2ZM81 209H82V208H81ZM84 209H85V208H84ZM109 209H110V208H109ZM114 209H115V207H114ZM150 209H149V210H150ZM164 209H165V208H164ZM172 209H173V208H172ZM199 209H200V208H199ZM207 209H208V208H207ZM239 209H240V207H239ZM117 210L120 211V210L118 209V207H117ZM117 210H116V213H119V212H117ZM129 210H130V209H129ZM129 210H127V211L129 212ZM132 210H135V209H132ZM136 210H137V209H136ZM156 210H157V209H156ZM168 210H169V208H168ZM186 210H187V209H186ZM186 210H185V211H186ZM196 210H197V209H196ZM196 210H194V212H195ZM209 210H210V209H209ZM223 210H225V209H223ZM223 210H222V211H223ZM241 210H242V208L240 209V211H241ZM3 211H4V210H3ZM90 211H91V210H90ZM111 211H112V210H111ZM111 211H109V212H111ZM122 211H123V210H121V214H122V215L119 214V216L121 215V216L125 217V216H126L125 214L128 213V212H127V211L122 212ZM140 211H142V210H140ZM150 211H151V210H150ZM158 211H160V210H158ZM161 211H162V210H161ZM165 211H166V210H165ZM170 211H171V210H169V212H170ZM175 211H176V210H175ZM180 211H181V210H180ZM205 211H206V210H205ZM212 211H213V210H212ZM222 211H221V212H222ZM233 211H234V210H233ZM257 211H258V210H257ZM262 211H263V209L261 210V212H262ZM76 212H77V211H76ZM109 212H108V213H109ZM153 212H154V211H153ZM163 212H164V211H163ZM172 212H173V210H172ZM208 212H209V211H208ZM213 212H214V211H213ZM215 212H216V210H215ZM225 212H226V211H225ZM246 212H248V211H246ZM263 212H264V211H263ZM43 213H44V212H43ZM114 213H115V212H113V214H114ZM123 213H125V214H124L125 216L123 215ZM135 213H138V212L135 211V212H134V215H135ZM156 213H157V212H156ZM161 213H162V212H161ZM173 213H174V212H173ZM173 213H172V214H173ZM182 213H183V212H182ZM218 213L220 214V212H218ZM218 213H217V214H218ZM248 213H249V212H248ZM248 213H247V214L245 213V214L248 215ZM258 213H259V212H258ZM1 214H2V213H1ZM1 214H0V215H1ZM7 214H8V213H7ZM67 214H68V213H67ZM67 214H66V215H67ZM104 214H105V213H104ZM132 214H133V212H132ZM147 214H148V213H147ZM154 214H155V213H154ZM204 214H205V213H204ZM207 214H208V213H207ZM212 214L214 215V213H212ZM243 214H244V213H243ZM91 215H92V214H91ZM99 215H100V214H99ZM102 215H103V214H102ZM116 215H117V214H115V216H116ZM128 215H131V214L128 213ZM128 215H127V218H129ZM134 215H133V216H134ZM137 215H138V214H137ZM144 215H145V214H144ZM159 215H160V214H159ZM178 215H180V213H178ZM181 215H182V214H181ZM191 215H192V214H191ZM234 215H235V214H234ZM5 216H6V214H5ZM11 216H12V215H11ZM45 216H46V215H45ZM113 216H114V215H113ZM115 216H114V217H115ZM133 216H132V217H133ZM139 216H140V215H139ZM141 216H142V214H141ZM141 216H140V217H141ZM145 216H146V215H145ZM151 216H152V215H151ZM155 216H156V215H155ZM163 216H164V215H163ZM243 216H245V215H243ZM243 216H242V217H243ZM3 217H4V216H3ZM7 217H8V216H7ZM32 217H33V216H32ZM99 217H100V216H99ZM106 217H107V216H106ZM137 217H138V216H137ZM173 217H174V214H173ZM198 217H199V215H198ZM200 217H201V216H200ZM204 217H206V216H204ZM207 217H208V215H207ZM246 217H248V216H246ZM5 218H6V217H5ZM5 218H4V219H5ZM10 218H11V217H10ZM12 218H13V216H12ZM70 218H71V216H70ZM94 218H95V217H94ZM104 218H105V217H104ZM108 218H109V217H108ZM111 218H112V217H111ZM111 218H110V219H111ZM133 218H134V217H133ZM168 218H169V216H168ZM168 218H167V219H168ZM194 218H195V217H194ZM201 218H202V217H201ZM221 218H222V217H221ZM230 218H231V217H230ZM230 218H229V219H230ZM232 218H233V217H232ZM234 218H235V216H234ZM236 218H238V217H236ZM244 218H245V217H244ZM244 218H242V219H244ZM257 218H259V217H257ZM263 218H264V217H263ZM102 219H103V218H102ZM102 219H101V220H102ZM116 219H117V218H116ZM121 219H122V218H121ZM138 219H140V218H138ZM142 219H143V218H142ZM154 219H156V218L154 217ZM187 219H188V218H187ZM199 219H200V218H199ZM210 219H211V218H210ZM261 219H262V218H261ZM11 220L13 221V219H11ZM99 220H100V219H99ZM107 220H108V219H107ZM119 220H120V219H119ZM124 220H126V219H124ZM133 220H134V219H133ZM147 220H148V219H147ZM158 220H160V218H158ZM170 220H171V219H170ZM183 220H184V219H183ZM216 220H217V219H216ZM230 220H231V219H230ZM248 220H249V219H248ZM3 221H4V220H3ZM5 221H6V220H5ZM9 221H10V220H9ZM9 221H8V222H9ZM12 221H11V222H12ZM96 221H97V220H96ZM108 221H109V220H108ZM130 221H132V220L130 219ZM139 221H141V220H139ZM145 221H146V219H145ZM150 221H151V220H150ZM173 221H175V220H173ZM196 221H197V220H196ZM196 221L194 220V222H196ZM209 221H211V220H209ZM209 221H208V222H209ZM218 221H219V220H218ZM233 221H234V220H233ZM238 221H241V217L238 218V220H237L236 222H238ZM244 221L246 222V218H245ZM13 222H14V221H13ZM94 222H95V221H94ZM104 222H105V221H104ZM113 222H114V221H113ZM118 222L120 223V221H118ZM118 222H117V223H118ZM122 222H123V220H122ZM133 222H134V221H133ZM137 222H138V221H137ZM163 222H164V221H163ZM163 222H162V223H163ZM167 222H168V221H167ZM183 222H184V221H183ZM190 222H191V221H190ZM206 222H207V221H206ZM216 222H217V221H216ZM220 222H221V221H220ZM220 222H219V223H220ZM222 222H223V221H222ZM245 222H244V223H245ZM24 223H25V222H24ZM88 223H89V221H88ZM92 223H93V222H92ZM107 223H108V222H107ZM109 223H110V222H109ZM124 223H125V222H124ZM135 223H136V221H135ZM173 223H174V222H173ZM209 223H210V222H209ZM209 223H208V224H209ZM228 223H229V222H228ZM238 223H239V222H238ZM238 223H236L238 226L241 225V224H238ZM241 223H242V221H241ZM244 223H243V226H244V229H245L246 226H245ZM248 223H249V222H246V225H247ZM252 223H253V222H252ZM93 224H95V223H93ZM93 224H92V225H93ZM101 224H102V223H101ZM105 224H106V223H105ZM127 224H128V223H127ZM143 224H144V222H143ZM156 224H157V223H155V226H156ZM164 224H165V222H164ZM169 224H170V223H169ZM179 224H180V221H179ZM182 224H183V223H182ZM203 224H204V223H203ZM203 224H202V225H203ZM211 224H212V223H211ZM215 224H217V223H215ZM223 224H224V222H223ZM14 225H15V224H14ZM62 225H63V224H62ZM89 225H90V224H89ZM96 225H97V224H96ZM116 225H117V224H116ZM123 225H124V224H123ZM132 225H133V224H132ZM135 225H136V224H135ZM140 225H141V224H140ZM144 225H146V224H144ZM153 225H154V224H153ZM158 225H159V224H158ZM167 225H168V224H167ZM180 225H181V224H180ZM255 225H257V224H255ZM93 226H94V225H93ZM98 226H99V225H98ZM106 226H107V225H106ZM109 226H110V225H109ZM111 226H112V225H111ZM130 226H131V225H130ZM130 226H129V229L131 230V227H130ZM150 226H151V225H150ZM150 226H149V228H148V231H150L149 229H151ZM169 226H170V225H169ZM175 226H176V225H175ZM188 226H189V225H188ZM212 226H213V225H212ZM219 226H220V225H219ZM238 226L235 225V227H237V228H240V227L242 228V227H243V226H240V227H238ZM247 226L251 227L252 224H251V225L249 224V225H247ZM5 227H6V226H5ZM14 227H15V226H14ZM28 227H29V225H28ZM78 227H79V226H78ZM107 227H108V226H107ZM119 227H120V226H119ZM119 227H118V228H119ZM124 227L126 228V226H123V228H124ZM133 227H134V226H133ZM136 227H137V226H136ZM156 227H158V226H156ZM185 227H186V226H185ZM199 227H200V226H199ZM11 228H12V227H11ZM55 228H57V227H55ZM73 228H74V227H73ZM99 228H100V227H99ZM101 228H103V227H101ZM105 228H106V227H105ZM108 228H109V227H108ZM112 228H114V227H112ZM166 228H167V226H166ZM241 228H240V232H242ZM246 228H247V227H246ZM0 229H1V228H0ZM15 229H16V228H15ZM20 229H21V228H20ZM67 229H68V228H67ZM71 229H72V228H71ZM84 229H85V228H84ZM109 229H110V228H109ZM119 229H120V228H119ZM126 229H127V228H126ZM126 229H124V231H125ZM132 229H133V228H132ZM156 229H157V228H156ZM158 229H159V228H158ZM158 229H157V230H158ZM177 229H178V228H177ZM196 229H197V228H196ZM196 229H195V231H196ZM202 229H203V228H202ZM212 229H214V228H212ZM231 229H232V228H229V230H231ZM234 229H236V228H234ZM242 229H243V228H242ZM244 229H243V231H244ZM250 229H251V228H250ZM253 229H254V228H253ZM256 229H257V228H256ZM258 229H259V228H258ZM258 229H257V231H258ZM5 230H6V229H5ZM11 230H12V229H11ZM18 230H19V229H18ZM26 230H27V229H26ZM72 230H73V229H72ZM74 230H75V229H74ZM80 230H81V229H80ZM82 230H83V229H82ZM103 230H107V229H103ZM103 230H102V231H103ZM141 230H143V229H141ZM141 230H140V231H141ZM144 230H145V229H144ZM144 230H143V231H144ZM154 230H155V229H154ZM163 230H166V229L164 228ZM173 230H174V229H173ZM184 230H185V228H184ZM238 230H239V229H237V231H238ZM245 230L247 231V229H245ZM0 231H1V230H0ZM8 231H9V230H8ZM66 231H67V230H66ZM86 231H87V230H86ZM107 231H108V230H107ZM107 231H105V232L108 234ZM113 231H114V230H113ZM115 231H116V230H115ZM137 231H138V229H137ZM140 231H139V232H140ZM166 231H167V230H166ZM176 231H177V230H176ZM201 231H202V230H201ZM216 231H217V230H216ZM248 231H249V230H248ZM248 231H247V232H248ZM253 231H254V230H253ZM259 231H260V230H259ZM58 232H59V231H58ZM92 232H93V231H91L90 234H91ZM119 232H120V231H119ZM127 232H129V231H127ZM152 232H154V231H152ZM158 232H159V231H158ZM158 232H157V233H158ZM179 232H180V231H179ZM193 232H194V231H193ZM244 232H245V231H244ZM251 232H252V231H250V233H251ZM260 232H261V231H260ZM262 232H263V231H262ZM13 233H14V232H13ZM13 233H12V234H13ZM20 233H21V231H20ZM78 233H79V232H78ZM100 233H101V235H102V232H100ZM110 233H111V231H110ZM113 233H114V232H113ZM113 233H112V234H113ZM117 233H118V231H117ZM117 233H116V234H117ZM120 233H121V232H120ZM120 233H118V234H120ZM137 233H138V232H137ZM137 233H136V234H137ZM155 233H156V232H155ZM168 233H169V232H168ZM183 233H184V232H183ZM187 233H188V232H187ZM194 233H195V232H194ZM207 233H208V231H207ZM222 233H223V231H222ZM227 233H229V232H227ZM227 233H226V234H227ZM230 233L233 234V230H232V232H230ZM234 233H235L234 235L236 236L237 234H236L235 231H234ZM258 233H259V232H257V234H258ZM8 234H9V233H8ZM22 234H23V233H22ZM63 234H64V233H63ZM65 234H66V233H65ZM74 234H75V233H74ZM88 234H89V233H88ZM107 234H105V235H107ZM153 234H154V233H153ZM170 234H171V233H170ZM191 234H192V233H191ZM218 234H219V233H218ZM218 234H217V236H219ZM242 234H243V233H242ZM254 234H256V233H254ZM257 234L254 235V236H257ZM261 234H262V233H261ZM9 235H10V234H9ZM92 235H93V234H92ZM108 235H109V234H108ZM108 235H107V236H108ZM130 235H131V234H130ZM147 235H149V234H147ZM151 235H152V233H151ZM162 235H164V234H162ZM183 235H185V234H183ZM198 235H199V234H198ZM212 235H213V234H212ZM220 235H221V234H220ZM229 235H230V234H229ZM229 235H228V236H229ZM234 235H233V236H234ZM239 235H241V234L238 233V237H237V238L241 239V238H242V235H241L240 237H239ZM247 235H248V234H247ZM10 236H11V235H10ZM35 236H36V235H35ZM65 236H66V235H65ZM74 236H75V235H74ZM80 236H81V235H80ZM95 236H96V235H95ZM107 236H105V237H107ZM110 236H111V235H110ZM115 236H116V235H115ZM132 236H133V235H132ZM132 236H131V237H132ZM149 236H150V235H149ZM165 236H167V235H165ZM186 236H187V235H186ZM186 236H184V238H186ZM191 236H192V235H191ZM204 236H205V235H204ZM215 236H216V235H215ZM226 236H227V235H226ZM233 236H232V238H233ZM235 236H234V237H235ZM244 236H246V235H244ZM244 236H243V237H244ZM251 236H252V234H251ZM262 236H263V235H262ZM45 237H46V236H45ZM48 237H49V236H48ZM63 237H64V236H63ZM77 237H79V236H77ZM90 237H91V236H90ZM101 237H102V236H101ZM103 237H104V235H103ZM105 237H104V238H105ZM111 237H112V236H111ZM117 237H119V236H117ZM147 237H148V236H147ZM153 237H154V235H153ZM179 237H180V236H179ZM179 237H178V238H179ZM181 237H182V235H181ZM195 237H196V236H195ZM199 237H200V236H199ZM202 237H203V236H202ZM219 237H220V236H219ZM219 237H218V238H219ZM247 237H248V236H247ZM252 237H253V236H252ZM12 238H13V237H12ZM15 238H16V237H15ZM56 238H57V237H56ZM73 238H74V237H73ZM95 238H96V237H95ZM107 238H108V237H107ZM122 238H123V237H122ZM126 238H127V237H126ZM128 238H129V237H128ZM137 238H138V235H137ZM139 238H140V237H139ZM157 238H158V237H157ZM173 238H174V237H173ZM184 238H183V239H184ZM190 238H191V237H190ZM214 238H215V237H214ZM230 238H231V237H230ZM232 238L229 239V237H228V239L231 241V242L227 241V242L229 243V245H230L231 243H232V244L234 243V245L236 244L235 242H232V241H236V240H232ZM237 238H235V239H237ZM253 238H254V237H253ZM263 238H264V237H263ZM8 239H9V238H8ZM27 239H28V238H27ZM46 239H47V238H46ZM75 239H76V237H75ZM78 239L80 240V238H78ZM83 239H84V238H83ZM96 239H97V238H96ZM130 239H131V238H130ZM134 239H136V238H134ZM140 239H141V238H140ZM143 239H144V238H143ZM164 239H166V238H164ZM195 239H196V238H195ZM206 239H209V238H206ZM228 239H227V240H228ZM239 239H237V240H239ZM256 239H258V238H256ZM85 240H86V239H85ZM88 240H89V239H88ZM97 240H98V239H97ZM112 240H114V239H112ZM127 240H128V239H127ZM138 240H139V239H138ZM146 240H147V239H146ZM149 240H150V238L148 239V243H149ZM151 240H153V238H152ZM180 240H181V239H180ZM186 240H187V239H186ZM196 240H198V239H196ZM201 240H202V239H201ZM262 240H263V239L258 240V241H262ZM14 241H15V240H14ZM36 241H37V240H36ZM71 241H72V240H71ZM75 241H76V240H75ZM86 241H87V240H86ZM92 241H93V240H92ZM92 241H91V242H92ZM98 241H99V240H98ZM110 241H111V240H110ZM136 241H137V240H136ZM142 241H143V240H142ZM206 241H207V240H206ZM224 241H225V240H223V242H224ZM241 241H242V240H241ZM17 242H18V241H17ZM25 242H26V241H25ZM64 242H65V241H64ZM72 242H73V241H72ZM91 242H90V243H91ZM93 242H95V241H93ZM111 242H112V241H111ZM119 242H120V241H119ZM119 242H118V243H119ZM125 242H126V241H125ZM134 242H135V241H134ZM161 242H162V241H161ZM161 242H160V244H161ZM185 242H187V241H185ZM196 242H197V241H196ZM207 242H208V241H207ZM219 242H220V241H219ZM227 242L225 241V243H227ZM242 242H243V241H242ZM248 242H249V241H248ZM253 242H254V241H253ZM9 243H11V242H9ZM21 243H22V242H21ZM85 243H87V242H85ZM96 243H97V242H96ZM131 243H132V242H131ZM175 243H176V242H175ZM177 243H179V242L177 241ZM205 243H206V242H205ZM221 243H222V242H221ZM244 243H245V242H244ZM250 243H252V242H249V246H251ZM260 243H261V242H260ZM4 244H6V243H4ZM142 244H143V243H142ZM145 244H146V243H145ZM173 244H174V243H173ZM181 244H182V243H181ZM189 244H191V243H189ZM201 244H202V243H201ZM211 244H212V243H211ZM213 244H214V243H213ZM215 244H216V243H215ZM238 244H241V242L238 243ZM255 244H256V243H255ZM263 244H264V241H263ZM7 245H9V244H7ZM98 245H99V244H98ZM116 245H117V244H116ZM116 245H114V246H116ZM158 245H159V244H158ZM176 245H177V244H176ZM193 245H194V244H193ZM199 245H200V244H199ZM227 245H228V244H227ZM227 245H226V247H228ZM234 245H233V247H234ZM241 245H243V244H241ZM128 246H129V245H128ZM128 246H127V247H128ZM136 246H137V245H136ZM163 246H164V245H163ZM172 246H173V245H172ZM180 246H181V245H180ZM180 246H179V247H180ZM197 246H198V245H197ZM197 246H196V247H197ZM200 246H201V245H200ZM203 246H204V245H203ZM206 246L208 247V245H206ZM206 246H205V247H206ZM235 246H236V245H235ZM252 246H255V245H252ZM95 247H96V246H95ZM139 247H140V246H139ZM143 247H144V246H143ZM147 247H148V246H147ZM151 247H152V246H151ZM165 247H166V246H165ZM184 247H185V246H184ZM188 247H190V246H188ZM196 247H195V249H197ZM201 247H202V246H201ZM211 247H212V246L210 245L209 248H211ZM223 247H224V246H223ZM223 247H222V248H223ZM226 247H225V248H226ZM239 247H240V246H239ZM257 247H258V246H257ZM9 248H10V247H9ZM14 248H15V247H14ZM119 248H120V247H119ZM144 248H146V247H144ZM169 248H170V247H169ZM173 248H174V247H173ZM177 248H178V247H177ZM199 248H200V247H199ZM212 248H213V247H212ZM241 248L243 249V246H242ZM244 248H245V245H244ZM249 248H250V247H249ZM12 249H13V248H12ZM71 249H72V248H71ZM124 249H125V248H124ZM131 249H132V248H131ZM134 249H135V248H134ZM137 249H138V248H137ZM147 249H148V248H147ZM174 249H176V248H174ZM180 249H181V248H180ZM186 249H187V248H186ZM193 249H194V248H193ZM200 249H202V248H200ZM203 249H207V248H204V247H203ZM215 249H217V247H216ZM231 249H232V247H231ZM238 249H240V248H238ZM242 249H241V250H242ZM252 249H254V248L252 247ZM255 249H256V247H255ZM16 250H17V249H16ZM67 250H68V249H67ZM73 250H74V249H73ZM125 250H126V249H125ZM135 250H136V249H135ZM142 250H143V249H142ZM144 250H145V251H148V250H146V249H144ZM154 250H155V249H154ZM165 250H166V249H165ZM169 250H170V249H169ZM171 250H172V249H171ZM177 250H178V249H177ZM182 250H183V249H182ZM208 250H209V249H208ZM220 250H221V252H223L222 249H220ZM227 250H228V248H227ZM241 250H240V251H241ZM250 250H251V249L248 250L247 247H246V250H245V252H244L246 259H249V258H250L249 260L254 259V257L256 256V255L254 256V251H255V250H252V251H250ZM258 250H259V248H258ZM258 250L256 249V251H258ZM3 251L5 252V250H3ZM13 251H14V250H13ZM133 251H134V250H133ZM172 251H174V250H172ZM184 251H185V250H184ZM193 251H194V250H193ZM199 251H200V250H198V252H199ZM201 251H203V250H201ZM204 251H205V250H204ZM259 251H260V250H259ZM259 251H258V252H259ZM16 252H17V251H16ZM19 252H21V251H19ZM24 252H25V251H24ZM134 252H135V251H134ZM168 252H169V251H168ZM170 252H171V251H170ZM209 252H210V251H209ZM214 252H215V251H214ZM221 252H219L218 254H220ZM231 252H232V251H231ZM236 252H237V251H236ZM241 252H242V251H241ZM260 252H261V251H260ZM260 252H259V253H260ZM9 253H10V252H9ZM26 253H27V252H26ZM131 253H132V252H131ZM139 253H140V252H139ZM146 253H147V252H146ZM185 253H186V252H185ZM187 253H188V252H187ZM191 253H192V251H191ZM194 253H195V252H194ZM206 253H207V251H206ZM206 253H205V254H206ZM227 253H229V252L227 251ZM238 253H239V251L237 252V255H238ZM259 253H258V254H259ZM262 253H263V252H262ZM262 253H260V254H262ZM12 254H13V253H12ZM40 254H42V253H40ZM143 254H144V253H143ZM168 254H169V253H168ZM171 254H174V253H171ZM198 254H200V253H198ZM198 254H197V255H198ZM201 254H204V253H201ZM215 254H216V252H215ZM223 254H224V253H223ZM225 254H226V250H225ZM230 254H231V253H230ZM232 254H233V252H232ZM239 254H240V253H239ZM18 255H20V254H18ZM21 255H23V254H21ZM136 255H137V254H136ZM140 255H141V254H140ZM147 255H148V254H147ZM181 255H182V254H181ZM186 255H187V254H186ZM191 255H192V254H191ZM226 255H227V254H226ZM234 255H236V254H234ZM237 255H236V257H237ZM262 255H263V254H262ZM2 256H3V255H2ZM160 256H161V255H160ZM165 256H166V255H165ZM168 256H169V255H168ZM168 256H167V257H168ZM172 256H173V255H172ZM174 256H175V255H174ZM179 256H180V255H179ZM194 256H195V255H193V260H194L195 258H197V260H199L197 256H195V257H194ZM198 256H199V255H198ZM208 256H209V255H208ZM243 256H244V255H243ZM22 257H23V256H22ZM46 257H47V256H46ZM131 257H132V256H131ZM141 257H143V256H141ZM145 257H146V256H145ZM152 257H153V255H152ZM155 257H156V256H154V258H155ZM183 257H184V256H183ZM185 257H186V256H185ZM185 257H184V258H185ZM201 257H202V255H201ZM204 257H205V256H204ZM234 257H235V256H234ZM257 257H259V256H257ZM260 257H261V256H260ZM6 258H7V257H6ZM49 258H50V257H49ZM156 258H158V257H156ZM165 258H166V257H165ZM175 258H176V257H175ZM178 258H179V257H178ZM181 258H182V257H181ZM184 258H183V259H184ZM186 258H187V257H186ZM186 258H185V260H187ZM189 258H190V257H189ZM205 258H206V257H205ZM215 258H216V260H215V261H212L213 264H221V263H219V261H220L219 257L217 258V256H215ZM222 258H223V257H222ZM239 258H240V257H239ZM261 258H262V257H261ZM3 259H4V258H3ZM9 259H10V258H9ZM21 259H22V258H21ZM148 259H150V258H148ZM148 259H147V260H148ZM151 259H152V258H151ZM212 259H213V256H212ZM228 259H229V258H228ZM228 259H226V261H227ZM236 259H237L238 261H240L242 258H241L240 260H239L238 258H236ZM258 259H259V258H258ZM22 260H23V259H22ZM39 260H40V258H39ZM157 260H158V259H157ZM157 260H156V262H157ZM159 260H160V258H159ZM167 260H169V259L167 258ZM185 260H183V261H184V264H187V263H185V262H188V261L191 260V259H189V260H187V261H185ZM197 260H196V261H197ZM200 260H201V258H200ZM221 260H222V259H221ZM12 261H13V260H12ZM17 261H18V260H17ZM33 261H34V260H33ZM36 261H37V260H36ZM46 261H47V260H46ZM152 261H153V260H152ZM152 261H150V264L152 263ZM161 261H163V260H161ZM176 261H177V258H176ZM179 261H180V262H183L182 259H180ZM194 261H195V260H194ZM202 261H203V259H202ZM208 261H209V260H208ZM223 261H225V260H223ZM226 261H225V262H226ZM233 261H234V263H235L236 260L233 259ZM244 261H246V260H244ZM244 261H243V264H244ZM257 261H261V260H257ZM2 262H3V261H2ZM24 262H25V259H24ZM39 262H41V260H40ZM42 262H43V261H42ZM153 262H155V261H153ZM198 262H200V261H198ZM198 262H197V263H198ZM220 262H221V261H220ZM230 262H232V260L229 261L228 263H230ZM236 262H237V261H236ZM262 262H264V260H263ZM262 262H261V263H262ZM6 263H8V262H6ZM98 263H99V262H98ZM146 263H147V262H146ZM162 263H163V262H162ZM174 263H175V262H174ZM176 263H178V262H176ZM189 263H190V261H189ZM200 263H201V262H200ZM202 263H203V262H202ZM210 263H211V260H210ZM210 263H209V264H210ZM237 263H238V262H237ZM237 263H236V264H237ZM239 263H240V262H239ZM247 263H248V262L246 261V264H247ZM16 264H17V263H16ZM28 264H29V263H28ZM31 264H32V263H31ZM33 264H34V263H33ZM42 264H43V263H42ZM44 264H45V263H44ZM148 264H149V263H148ZM152 264H153V263H152ZM156 264H157V263H156ZM158 264H159V263H158ZM179 264H180V263H179ZM190 264H191V263H190ZM192 264H193V263H192ZM203 264H204V263H203ZM222 264H223V263H222ZM226 264H227V262H226ZM230 264H231V263H230ZM241 264H242V263H241ZM251 264H252V262H251Z\"/></svg>", "mask_w": 264, "mask_h": 264}]
</instances>
